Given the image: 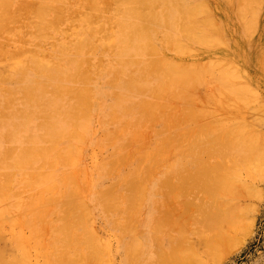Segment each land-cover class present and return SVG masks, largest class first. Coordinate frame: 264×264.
<instances>
[{
  "label": "rangeland",
  "instance_id": "1",
  "mask_svg": "<svg viewBox=\"0 0 264 264\" xmlns=\"http://www.w3.org/2000/svg\"><path fill=\"white\" fill-rule=\"evenodd\" d=\"M26 1H30V0H24V1L23 0H15L14 3H15V5H18L19 6V3L21 4V3L26 2ZM74 1H75L74 4H77V3H82L83 0L82 1L81 0H79V1L78 0H74ZM261 1L262 0H259L258 3H256L253 6V9L254 10L257 9L256 10L257 11L256 12L257 14L255 16H257L258 18L255 17L254 18L255 20L250 21V23H252V22H254V23L250 24L251 27L248 28L249 33L248 32L245 33V35H243L241 38L235 37L233 39L234 42L237 41L238 43H240V41H241L244 44H248V48L251 47V49H248L247 50V53L245 51L243 53H240L239 52L238 54H236L234 56L235 58H233V59L236 60V58L242 57L244 55V57H246L245 59H248V64H247V66H240V65H238V67L237 66H233V67H236V68H233L232 67L231 70H230V72H232V73H234L237 70L238 73H239V75L242 74V72H243V74L240 75L241 81L237 80L236 82H238V84L242 85V87L241 86L240 87L246 89L247 92L248 91H250V93L253 92L252 95L254 94V91H256L254 97H256V99L257 100L259 99V100L257 101L252 95L251 96L253 97L252 98V101L254 103L257 101L256 102L257 104L256 103H255V105H254V103L252 104L251 103L252 101L249 98V102H248L249 104H246L248 108H246V109H243L245 105H241V103H237L236 104L238 106H241V108L238 107V109H237V107L235 106V104L233 102H231L232 105L230 104L231 105L230 107L234 106V107H232L233 109L231 108V110H230L229 106L226 108L225 105H224V103H223L224 107H223V105H221L222 107L221 106H217V104L219 105V103L222 104V101L220 102V100H219V93H218L220 89L219 90L217 89L218 88V85H217V87L215 86L216 88H214L213 85H215L216 83L214 82L215 83L214 84L213 81H215V80L212 79L213 80L212 81L213 84H211V81H209V80L206 81L207 79H209V76L211 74L210 72H212V70L214 68L211 69V71H209L207 73V75L209 74V76H207V75H205V76L204 75L203 76L201 75L200 76L199 75V78L202 81L194 82V80L192 79L193 81L192 80H189V82H188V80L185 78L186 81H187L186 82L184 80V77L188 76L186 74L188 73V71L190 69H192L191 67H193V65H195L197 63V61H199L201 59V56H199V55L197 56V54H194V55L193 54H182V55H180V53H178V54L176 53L177 55L174 54V58L176 60V63H177V61L178 62L183 61V62H180V65L178 63V65L181 66L182 68H183V65L186 66V64L187 65L188 64L189 65L190 64H193V65H190L189 67L186 66L185 67L186 69L185 68L182 69L181 67H180L181 69L180 68H179V70L177 69L179 72L181 71L180 72L181 74L186 75V76L183 77V81H180V82L181 83L182 82L183 83L186 82L187 84L189 83L190 86L187 85V84H184L185 85V88H184V85H182L183 83L182 84L181 83L177 84V85L180 86V88H182V89L184 88L185 89L184 91L187 94H184L183 93L184 96L182 95V91L183 90L182 89H178L179 87L177 85L175 86L176 88H172L173 90L175 89V92L172 91V92H169V93L170 94L173 93V97H175L174 100H176V101H172L171 95L169 93H167V95H168L167 96V95H164L166 93H163L162 92L164 88H161V86H159L160 85L159 81L153 82V83L151 82L150 84H146V86H142L141 85V81H143V79H144L142 77L146 75L145 72L153 71V62L150 59V57L147 56L144 59H140L141 62H140V60L138 62L132 61L133 58L127 59L126 62L123 65H119L118 63H115V61L112 58V56H108V55H111L109 53L107 56L101 57L103 62L101 61L102 64H100V63L98 64V68L99 69L97 68L94 72H91V74H90L93 77L92 78L91 85H90V88H91L90 90L94 94V97H95V100H96L95 101V104L96 105L92 109V114H91V117H90V121L88 122V125H87V132L84 133V140H86V141L84 142V140L82 139L83 136L81 138L83 140V142H84L83 147H82V144H80V143H82L81 139L78 140V147L81 146V153H83V154H79L78 155V153H77L78 151L77 150H79V152H80V148H78L75 151L77 153V155L74 156L73 162H69L70 165H64L61 162V164H63L64 166L63 165L60 166V161H63V162L65 161V159L63 160V158H65L64 157L65 154H63L62 155V158L60 160H58V164L56 166L54 165L55 164V162H54L53 167H52V164H51V167H47L48 169H50L51 171H53V173L55 174V175L53 174V180H52L53 182L51 181V183H49V184H40V185H35V186H31L30 185L31 182H32V185H34V183H35V182L31 181L32 180L31 178H33L34 176H36V178L38 176V178H39V175H41L40 173H42L43 170H44V169H41V167H39L40 164L42 165V163H40V161L39 162L38 161H33V162H31V164L24 165L25 166L24 167L23 165L19 164V160H18L19 154H25L24 153L25 152L24 149L27 150L26 145L29 143V138H30V135L28 133L31 130L30 129H27V124H26V121H25V117L27 116V114H29V112H32L34 114V117H36L35 123H36L37 129L43 128L45 126V124L47 123V120L50 118L49 114L46 111V107L44 105V101L43 100H45V99H43V100L38 99L37 96H36L37 94H35L32 91L30 93H28L30 90H27L24 87V85H23V83H22V81L20 79H15V80H12V81L11 80H2L3 82H0V84L2 86L4 85L3 87L0 86V91H1L0 92V122H1L0 123V190H4L5 192H7V190L5 189L4 185L6 186V184H8V182L11 180V178H12V182H10L11 185L9 184V186H10V188H13V186L15 188V189L13 188L14 191H12V189L9 190L6 187L9 191L5 195H4L3 192L0 191V195L1 196L2 195L4 196V197L2 196L1 199H0V200H2V201H0V208L2 206L3 208H1V209H4V210H1L0 209V214H1L0 217L1 218L2 217L3 218L5 217L4 219H7L10 224H12L11 222L14 221L15 219L17 220V218L19 216H21V220H23V219L25 220V221L23 220V222L27 226H25L21 222V220L19 219L20 217L18 218V220H20L19 223L23 224L22 225L23 228H21L22 226H20L18 228V229H20V228L22 229V230L20 229V231H19L18 234H20V237L21 238H19V239L22 242L25 241V244H28V245L30 244L29 245L30 248H28L29 247L28 245H25V246L27 248L26 250H28V249L30 250V251H28V252L26 251V252L28 254L31 253L29 256H28V254L26 252H25L26 254H22L21 250H22V247H23L22 245L23 244L20 245L21 242H20V240L18 238H16L17 236H15V234L12 235V237L9 236V235L12 234V233L11 234L8 233L9 230L11 232V228H9L10 226L8 227V224L9 223H6L7 220L5 222L4 219L2 218V222L3 223L5 222V225L2 226V223L0 222V227H1L0 230H2L3 228H4L3 230L6 229V231H8V232L5 231V233H8L9 235L8 234H3L2 235L0 233V237H2V238H0V245H1L0 246V259H1L0 260V264H11L10 261L12 262L13 260H14L15 263H12V264H16V262H17V264H23V262H24V264H26V262H27V264H30V262H31V264L32 263L33 264H72V262L71 263L70 262L69 263H66L68 261H72L71 259H74L75 261L78 260V262H75V261H73V262H75V264H77V263L80 264L79 260L81 259L80 256H82V255H83L82 258L83 257H85V258L81 259V260L84 261V262L81 261V264H86L87 263V258L89 257V255H90V259H92L95 256L97 258V255H95V254L98 251L96 252V250H93L94 247H92V246H94V245L89 246L90 245V242L92 243V240L88 243L89 240H87V238H86V237L90 236V234L94 231L93 229H96V228L97 229L95 231H97V232L96 233H93V234L94 235L95 234L98 235V237L100 238V242H102V239H103V243H105V245H103V243H101L104 246V248L102 249L103 253H101L102 251L100 249V253H101L102 259H104V260L103 261L102 260H99L98 261V260L95 259L96 261H98L99 264H152L151 261H148L149 260L148 259V256L145 254L146 253L147 246L148 245H151L152 246V249H155L154 252H153V255H155L157 257L158 254H161L160 253L161 252V247L163 248V247L168 246V243L170 242L168 240H165V237H163L164 233L161 231L163 228L162 229H159V231H158V229L154 230L153 229V226H152V222L155 223V221H158L160 219L159 217L162 218V216H163L162 213L166 211V210L165 211H163V210L164 209H167L169 207V205L172 203V202L170 203V201H172L174 198H177L175 196H178V195L180 196L179 199L182 200V201L180 200V203L181 202H184V200H186L187 203H189V201L190 202H194L195 201L194 203H196V204L192 205V207H191V204H193V203H191V204L189 203L190 204V206L188 205L189 207L186 206V204H185L186 208L189 209V212H191V211L193 212V210H194V214H195L194 215L193 213H191V214H193V217H191V215L190 216H186V220L189 219L187 217H191L192 218V220L189 219V220L192 221L191 224L188 222V220L187 221L185 220L186 223H187V226L186 227H188V225H189V227H190L189 229H192V228L196 229L199 225L201 226L202 222H204V224L202 225V227H203V229L206 228L205 229L206 233L202 229L204 231V232L202 231V237H205V235L208 234L206 236L211 239V236L214 237L213 234H212L214 232V233H217L218 235L220 234L221 237L224 238V240H225V237L227 236L226 237L227 239L225 240L226 243L229 240H230L229 243H231V244L233 243L232 245L230 244L231 246L224 244L223 249L225 247V249L227 248L226 250L225 249L224 250L223 249H219L218 250V253L215 255L214 259H211V260L210 259H207L203 264H216L215 259H217L218 257H219V259L220 258L221 259H220V261H219V259H217V261H219V262H217V264H264V175H263L264 174V168H262V166L264 167V163H263L264 162L263 161L264 160V156H263L264 155V148H262V150H263V151H261L262 153L259 152V154H258V152H257L256 155L254 153L255 156H257V154H258L257 157H259V158L254 157L253 160H251V158L253 156H250V154H249V156L251 158L250 157L248 158L247 153L248 152H251V151L252 152L253 151L256 152L254 149L253 150H247L245 148L243 150L238 151V154L235 151L233 153H231V154H227V151H226L227 150L226 147H228V146L231 145L230 142L227 143L230 140L229 138L232 139L234 137V135L237 136L238 133L239 134L240 133L242 134V131L246 132L245 131L246 128H244L245 129L244 130L243 127H242V125H245V126L246 125L248 126V124L250 125L249 131L251 130V132L248 131L247 133H253V132L255 133V136H254V138H253L252 141H255L256 142V140H255L256 137H257V140L258 141H259V139L262 141L261 138L264 135V134H262V136H260L261 138H259V135H258L259 132H260L259 133L260 135H261L262 132H264V116H263L264 115V71L262 70V69H264V63H263L264 62V60H263L264 57H262V56H264V12H263V10H264V0L262 1L263 3ZM213 7L215 8V10H217L216 11L217 14H219V15L222 14V13H220L221 12L220 11V8L221 7H218L217 9H216L215 6H213ZM225 8H227V7H225ZM258 9H259V11H258ZM7 10H9V9L8 8L6 9V12L7 13L9 11H11V10L7 11ZM11 12H13V11H11ZM226 12L230 15V16L226 17L229 20V22L231 21L232 22L231 23L232 25L236 24L237 22H235L236 19L234 17L233 10H230L229 9V10H226ZM258 12H259V14H258ZM67 25H69V22H67V21H65L64 23H62L63 29L66 28V27H68ZM253 26H255L257 28H255ZM21 30L22 31L19 32V35H16V36L11 35V37L10 36L7 37L6 35L2 34V36L4 35V36H6V38H8V41L4 39L5 38L4 36H3L4 38H1V35H0V43H1L2 40H3L2 42H4V43H2L0 45V52H1V49L2 48L4 49V52H5V54L0 55V64L6 63L7 60L12 59L14 57L13 55H15L14 51H18V50L21 51L23 49L24 52H25V48H27V49L30 48V50H32L33 48H35V46L36 47H40L41 46L40 48L43 50V52H46V53L48 52L49 53L50 51H55L54 50V49H56L55 48V45L56 44H61V42H63L61 44L62 47L63 46H65V47H68L69 46L70 47V43L69 42L71 41V39L68 38L67 35H66L67 36L66 37L63 34L62 29L59 32L56 31L58 33L53 32V35L54 36L51 35L53 38L50 37L46 41L45 40H41L40 38H36V37L35 38L28 37L26 35V32H25L26 29H21ZM254 30H256V31L253 32ZM24 34H25V36H24ZM247 34L249 35V38L247 37L248 36ZM252 34H254V35L252 36ZM18 36H20L19 39H17ZM21 37H22V39H21ZM26 37H28V38H26ZM9 38H11V39L9 40ZM15 38L17 39V41H16ZM65 38H67V39H65ZM244 38L247 39V40H245ZM24 39H28V40L24 41ZM18 40H19V42L21 40H23V45H21L22 43L19 44L18 43ZM9 41H11V42H9ZM58 41L60 43H58ZM5 42H7V43L9 42V43L7 44ZM24 42L27 43V44H25L26 46H24ZM35 42H37V43H35ZM38 42H40V43H38ZM49 42L50 43L52 42V44H50ZM48 43H49V45H48ZM6 44H7V46H6ZM30 44H32V45H30ZM39 44H41V45L39 46ZM42 44H45V45H42ZM51 45H53V46L51 47ZM4 46H6V47H4ZM20 48H22V49L20 50ZM50 48H52V49H50ZM27 49H26V51H27ZM261 49H263V50H261ZM11 50L13 52V55L10 53ZM30 50H28V51H30ZM6 51H8V53H6ZM19 51L17 53H19ZM72 52H73V50H71V48H70L69 49V53H68V57L75 56L74 53H72ZM19 55H22V52ZM248 55H249V58H248ZM15 56H18V54L15 55ZM129 57H131V56H129ZM3 58H4V60H3ZM72 58H74V57H72ZM87 58L91 60V55H88ZM101 58H98V60H100ZM1 60H2V62H1ZM181 64H183V65H181ZM178 65H177V67H178ZM84 66H85V64L82 65L83 70H84ZM89 66L86 65V67H89ZM94 68H96V67H94V65H92V68L91 69H94ZM188 68H190V69H188ZM78 70L80 71V72L78 71V73L80 75L83 74L82 71H81L80 66L78 67ZM216 70H217V72H216ZM96 71H97V73H96ZM203 71L205 72V70H203ZM219 71L220 70H218L217 68H215V71H213L212 73H215L216 72L215 75H217ZM247 71H248V73H247ZM190 72H191V70H190ZM244 72H245V74L247 73V75H245ZM84 74H86V73H84ZM183 75H181V76H183ZM190 75H191V77H187V78H189V79L192 78L193 73H190L189 76ZM213 75L214 74H212V76ZM206 77H208V78H206ZM141 78H142V80H139ZM194 79H195V77H194ZM115 80L117 82L114 83ZM193 82L195 84H199V85H196V88H197V86L199 87L198 90H196V88H194L196 90L195 93L194 92L192 93L190 91L192 89H190V90L188 89L191 86L193 87V85L195 87V84H193ZM199 82L201 83V85H200ZM249 83H251V85ZM246 85H248V86H246ZM211 86H213V88ZM80 87L81 86L78 85V83L75 84V86L73 88L74 89L73 92L76 89L80 90ZM207 87H209V88H207ZM210 87H211V90H210ZM249 87H251V88L249 89ZM25 89H26L27 92H25ZM187 89H188V91H187ZM212 89L213 90L215 89V90L213 91ZM216 89H217V92H215ZM159 90H161L162 94H161V92ZM164 90H165L164 92L167 91L166 88ZM168 90L171 91L170 89H168ZM180 90H182V91L180 92ZM157 91H159L158 93H160V95L158 93H156ZM189 91L191 92V94L189 93ZM197 91H199V94H198ZM212 93H214V94L215 93H218L217 94L218 96L216 94L214 96V94H212ZM155 94L156 95L158 94V97H157L158 99H156V95ZM258 94H260V95H258ZM50 95L51 94L48 93L47 96L46 95L44 96V98H48V97H50ZM162 95H164L163 97L166 96L165 99H162ZM179 95H181V98L183 99L182 101H181ZM190 95H192L191 98H190ZM10 96L13 97V98H10ZM159 96H161V98ZM199 96H201V97H200V100L198 99V102L199 101L200 102L203 101V104L202 105L204 107L202 105L200 106L198 104L197 105L196 104H193V103H196L197 102V99L195 100V97L196 98H199ZM101 97H102V99H101ZM168 97H169V100L166 99ZM185 98H187L188 101ZM212 98L213 99L215 98L216 100H219L218 103H215L216 100L215 99L213 100ZM26 99H28V100H26ZM193 99H194V102H193ZM205 99H206V102H208L210 104V107H208L209 105H207L205 103ZM155 100H157L156 102H158V101L159 102H162V105H163V103H167V106L168 107L167 106H165V107H167V108L170 107V109L167 110V109H164L165 108L164 107L163 108L164 111H165L164 112V111H161V108H159L160 111L161 112H164V113H161V112L158 111L159 110L157 108L158 105H156L155 108L152 109L151 103H152V101H155ZM254 100H256V101H254ZM260 100H261V102H260ZM169 101H170V103H169ZM185 101H187V102H185ZM234 102L236 103V101H234ZM76 103L77 102H76V100H75V98L73 96L72 97H69L68 96L67 99L64 101V106L62 108H63V110H65L64 117L67 120H68V117L70 115V113H68L69 112V108L71 106H73V105H74V107H76V105H77ZM143 103H145V105ZM170 104H171V106H170ZM143 106H145V107H143ZM159 106H161V105H159ZM182 106H184V107H186L188 109V110L186 109V113H191L192 114V112H190V111H195V110L197 111L198 108L200 109V110H198V114L201 111H203L204 109L206 110V113L203 112V115H204V116L202 115L203 117L202 116L201 117H198L199 115H197V112L196 111H195L196 115L195 114H192V115L189 114L191 116H194V119L192 118L194 121L192 122L191 121V118H190L191 116L189 117L190 120H188L189 118L187 116H189V115L188 114L185 115L186 113H185V110L183 109ZM206 106L209 108V111L207 110L208 108ZM178 107H180V109ZM191 107H192V109L189 110V108H191ZM194 108H195V110H193ZM113 109H115V110H113ZM155 109H157V110H155ZM175 109H179L178 110L179 112L177 114L175 113V111L177 112V110H175ZM181 110H183V111H181ZM211 110H213V113L214 114H215L216 111L218 112L217 114H219L221 112L222 113L225 112V113L224 114L221 113L219 115H217V114L213 115L211 113L212 112ZM239 110L241 111V113H240ZM5 111H7V112H5ZM166 111L174 112L175 115L173 113L171 114L170 112H166ZM4 113L5 114L7 113L6 114L7 115L6 117H5V114ZM157 113H158V115H157ZM169 113L171 114V116L170 115H167ZM204 113L207 114V115L205 116ZM210 113H211V115H210ZM180 114H183V115L180 116ZM201 114H202V112H201ZM159 115H161V116H159ZM184 115H185L186 118L183 117ZM226 115H229L230 117H231V115H233L234 116V117H232L233 120H232V118L229 119V117L226 116ZM168 116L170 118L169 120H167V117ZM177 116H180L179 119H178ZM208 116L211 117V118H209ZM214 116H215V119H214ZM207 117L209 119H207ZM221 117H224V120L227 118L225 120L226 122L225 121H222L223 118H221ZM95 118H97V119H95ZM195 118L198 119V120H196ZM216 118H217V120H216ZM219 118L222 119V120L219 121L218 120ZM19 120H21V121H19ZM212 120L214 122H216L218 125L215 124ZM227 120H228V122H227ZM241 121L242 122L244 121V123H245V124H241L242 129H241V127L239 128ZM200 122H202V123H200ZM203 122L206 125H203ZM237 122H238V125H237ZM208 123H210V125ZM212 123L214 125H216L215 126L216 128L218 127V129H217V130H219L218 133H217V131L215 132V131H213V129L210 128L211 129V132L213 131L212 132L213 134L211 132H209V130H207V134L201 135L200 134V132L202 133V130H201V131H198L199 132L198 134H200L201 136H199L200 138L199 137L197 138L198 134L195 133V132L197 131L196 129H197L198 125L201 124L200 127H204L203 128V132H205L204 129L206 130L207 126L211 127V125H213ZM222 123H224L226 126L224 124H222ZM233 123H235L236 126H238V128L240 129V131H239V129L237 128V132H238L237 134H236V129L234 130L233 129V126H231ZM13 125H15V126H13ZM214 125L212 127L215 130L216 128L214 127ZM220 125H223V126H220ZM200 127H199V129H200ZM223 127L224 128L226 127L225 130H224ZM227 127L229 129L228 132H226ZM192 128H195V130H193ZM252 128H256V130H258L257 131L258 133L255 132L256 131L255 129H254V131H252ZM19 129H20L21 134H18L17 135V132L16 131L19 130ZM192 130L194 131L195 134H197L196 137H195V135L192 134V132H193ZM222 130H224V131H222ZM220 131H222L223 133H226L224 135H226L227 137L224 136L222 134V132H220ZM39 133L40 134H37V135L42 136L41 135V132H39ZM183 134L185 135V137H184ZM191 135H193V136H191ZM206 135H208V136L206 137ZM222 135L224 137H222ZM168 136H169V138H168ZM193 137H195L196 140H194L195 138H193ZM220 137H222L224 140L222 141V139ZM91 138H92V140H91ZM219 139H220L221 143L224 146L222 144H218V143H220L218 141ZM210 140H212V141H210ZM215 140L218 141V142H216L217 144L215 143V145L213 146ZM258 141H257V145L263 147L264 145H262L261 141L260 142H258ZM263 142H264V140H263ZM86 143H88L87 144L88 146L86 145ZM209 146H211V147L213 146V147L211 148ZM14 148H15V153H13ZM213 148H214V154H211L210 155L209 149L210 150L211 149L213 150ZM215 148H220V150L219 149L217 150ZM206 149H208V150L206 151ZM224 149H226L225 152L223 151ZM215 150L220 151L221 154H219L217 152L215 153ZM27 151H29V149ZM245 151H247V152L245 153ZM145 152H147V154ZM198 152H199V154H198ZM200 152H201L202 155H200ZM12 153H13L12 157L11 156H8V155H11ZM62 153H64V152H61V154ZM211 153H213V151ZM239 153L240 154L242 153L243 154L242 155L243 157L245 156L244 159H243V157L242 158H239L238 157V156H240ZM149 154H150V156L151 155H153V156L155 155L154 156L155 158L153 156H151V158H149L150 157ZM204 154H207L211 158L210 159L206 158L207 155H204ZM143 155H146L147 157L149 156L148 159H147L146 156H143ZM224 155H226V156H224ZM233 155H235V157H233ZM252 155H253V153H252ZM220 156L223 157V159ZM246 156L249 159V161L246 158ZM143 157H145L144 159H146V160H144ZM236 157L238 158L236 160H242L243 159L246 162L248 161V163H250V164L256 165V169H255L256 171L254 170V172H253V178H252V176L250 177V175H252V173L251 172H245L244 169L242 170V176L243 177L240 176V180H241L240 182L243 184V185L242 184H240V185H241V187L243 186V188L245 186V188L242 189L241 187H239V189L241 188V190H244V193L245 194L244 193L243 194L244 195L247 194V196L249 195L248 196L249 198L244 199V195H243V196H241L242 197V199H241V197H239L240 195H238L239 194L238 191H240V190L238 188H236L238 190L237 191L238 194H235L236 192H234V191L236 189L235 190L233 189L232 192H230L228 194L229 196L231 195L229 197V199H227L228 203L227 202L226 203L223 202L224 204H221L222 203V200H221V198L219 199L220 196H217L218 195V192L215 191V186H214V188H212L213 185H214V184L212 185V183L213 182L215 183V180H206L207 179L206 177H208V178H214V177H212L214 175V173H215L214 176H216V175L219 176L220 174L222 175L223 172L226 170V167H229L227 165H229V164L231 165L232 161L234 162ZM260 157H262V158H260ZM84 158H85V160H84ZM219 159H220V162H221L220 165L217 163L219 161ZM12 160H14L17 164L13 163L14 161H12ZM17 160H18V162H17ZM118 160L121 163H123V161H126L127 164L124 162L121 165V164H119L120 162ZM214 160H217V162L215 163ZM66 161L68 163V160H66ZM117 161H118V164L121 165V166L117 165V167H115ZM257 161H259V162H257ZM260 161H262V163ZM49 162H50V160H49ZM206 162H208V164ZM209 162H210V164H209ZM212 162H214L215 164H213ZM8 163H10L12 165V167ZM67 163H65V164H67ZM72 163H74V165ZM113 163H114V165H112ZM205 163H206V165H205ZM211 163L213 164V166H212ZM124 164H126V165H124ZM168 164H170V165H168ZM171 164L174 167L171 166ZM216 164H217V166H216ZM222 164H224L226 167L224 168V165L222 166ZM16 165L17 166H21L23 168L17 167ZM77 165H79V166H77ZM218 165H219V169H218ZM42 166H44V165H42ZM201 166H203L205 168L206 167H212V169L211 168L210 169L207 168L205 170V168L202 167L204 169V171H203L202 168H201ZM214 166H216L217 169L216 168H213ZM8 167H11V168L9 169ZM28 167H31V168L29 169ZM37 167H39V168H37ZM118 167H120V169H117ZM185 167H186V169H185ZM112 168H113V171H111ZM123 168H125V169H123ZM141 168H142V170H141ZM200 168H201V171H200ZM260 168L263 169V170H260ZM64 169H66L67 171H65ZM144 169L147 171V173H145L146 171ZM20 170H22V171H20ZM77 170L79 171V172H77L78 178L76 177V174H75V177H76V179H78V181H77L78 184H75L77 182L75 180H73L74 177L71 179V177L68 175V173L72 174L71 172L73 171V174H74V172H76ZM212 170H213L214 173L212 172ZM142 171H144V173H145L144 175H143V172ZM199 171L200 172H203V174L200 173ZM216 171H218V173ZM6 172H7V174H6ZM8 172H12V173L15 172V173H14V175L12 177V173H8ZM28 172H30V173H28ZM31 172H33V173L35 172L34 174H36V175H34L32 173L33 174V177H31L32 176ZM36 172L37 173L39 172L38 173L39 175ZM172 172H173L174 175L175 174L176 175L175 176H173V175L171 176ZM179 172H180V175H179ZM189 172H191V173H189ZM211 172H212V174H210ZM219 172H221V173H219ZM198 173H200L201 175H198ZM30 174H31V176H30ZM66 174L68 175L67 178H66ZM177 174H178V176H177ZM10 175H11V178L10 177H7V176H10ZM148 175H149V177H147ZM204 175H206V177ZM254 175H257V176H255V178H254ZM104 176H106V177H104ZM110 176H111V178H110ZM136 176H139V178L142 179V182H141V180L139 178L132 179L133 177L135 178ZM165 176L168 177L169 179H167ZM198 176H200V177H198ZM91 177H93V178H91ZM152 177H154V178H152ZM171 177H172V180H170ZM176 177H177V179H176ZM181 177L183 179H186V180L185 181L184 180H181L182 179ZM195 177H198L200 180L198 178H195ZM246 177H249L248 178L249 180ZM64 178H65V181H67V184L65 183V181H62V179L64 180ZM148 178L151 179L150 180L151 182H148V180H149ZM244 178H246V179H244ZM197 179L199 180V181H197L198 184L194 182ZM71 180L74 181V183ZM135 180L136 181L139 180L140 182H138V183H141L142 186H143V183H144L145 184V187L147 185V188H148L146 190L145 197H144V195H143L144 193H142V190H141L144 186L142 187L139 184L140 190H141V191L139 190V192H141L140 195H142V196H140V195L139 196H140V198L141 197L142 198L144 197L143 199L141 198L142 201H143V203H141V202H138L137 203V200L138 199L135 200V202H136V204H138V206H139V203H140V205L143 204V205L140 206L141 207V210H138L139 209V208L137 209L138 206L136 207L135 203H133V200L135 199V196H136V194L134 192H135V189L138 187V186L135 187L138 184L137 183L135 185V183H136V182H134ZM167 180H168V183H169L168 185H166L167 184ZM190 180L191 181L194 180L193 183ZM202 180H204V181H202ZM56 181L59 182V183L58 184L56 183V185H55L54 182H56ZM145 181L148 182V183L146 184ZM180 181H183V182H181V184H179ZM187 181H188V185H186ZM209 181H210V183H209ZM97 182H98V184H96ZM174 182L175 183L179 182V183H177V185L175 184L176 186H174V185H172V184H174ZM52 183H54L55 189L53 188L54 186L52 187V189L50 188L52 186ZM204 183H206V184H204ZM236 183L234 185H237ZM163 184L166 185V186H164ZM178 184L180 185V187L182 185H186V187L183 186V189L184 188H187V186H189V185H190V187L192 186L191 188L189 187V189H191V190L193 189V192L194 193L190 190V192L192 193L191 194L192 196H193V194H195L197 192V189H195V188L199 187V185H200V187H199L200 189L198 188V190L200 192L198 191V196L197 195H194L196 198H192V196L189 195L190 193H189L188 188H187V191L188 192H186V193H189V194H185V195H187V197L185 196L184 197V200H183V197L181 196L183 194V189H182V187L181 188L178 187L179 186ZM194 185H195V188H194ZM202 185L203 186L207 185V186L206 187H203ZM208 185H209V187H211L210 189H208L209 188ZM254 185H255V187H254ZM79 186H81L80 189L78 188ZM161 186H163V187H161ZM40 187H42V188H40ZM84 187L86 189H88V190H85ZM118 187L121 188V189L118 190L119 189ZM175 187L182 189V194H178L176 192V191H178V189L175 190ZM235 187L236 186H234V188ZM43 188H45L46 190H49L48 188H50L52 191L49 190L50 192L47 191V193H46V191H44L45 189H43ZM56 188H57V192H56ZM169 188L171 189V193L168 192V189ZM206 188H207L206 191L209 190V192H208L209 194L205 191ZM23 189L25 190V192H24ZM114 189H116L117 191L114 190ZM127 189H129V190H127ZM132 189H133V192L131 191ZM157 189H158V192H157ZM201 189L202 190L204 189L205 192L201 191ZM213 189H214L215 193L213 192ZM249 189H254V190L252 191V190H249ZM40 190H41V192H40ZM66 190H68V191L66 192ZM73 190L74 191L76 190L77 192L79 190V192H81V198L82 199L80 201H77V203L79 202L81 205H78L77 207H75L77 205V204H75L73 206L74 209L72 208L73 210L71 208H68V210H67L68 212L65 213V208L67 209L66 206H68V205L71 206V202H74V200H72V199H75V198H73L74 197L73 194L75 195L76 194V191L74 192ZM121 190L123 191L122 196L125 195V196H123V197H125V200H124L123 197H120L119 202H118L116 200H118V197L117 196H121L120 195L121 192H122ZM172 190H175L174 192H176V194H178V195H175L174 196L172 194ZM210 190H211L212 194L210 193ZM20 191H23L24 192L23 193L24 195L23 194L20 195L22 193V192L20 193ZM37 191H39V192H37ZM137 191H138V189H136V193H137ZM13 192H14V194L16 193L17 197H15L13 195ZM58 192H59V194H58ZM79 192L77 193V195L80 198ZM159 192H162V193H159ZM62 193L65 194V195H63L61 197ZM66 193L69 195V197L67 196ZM104 193L105 194L107 193V194L105 195ZM180 193H181V190H180ZM216 193H217V195H216ZM52 194H53V196H52ZM108 194H109V196L112 194L110 196L111 197V200L113 199V197H112L113 195H115V196L117 195L116 198L114 196V199H115L116 202H118L117 204L119 206L117 208H119L118 211L121 212V214L117 211V209L115 211L114 208L116 207V205H115L116 203H113L114 202V199L112 201L110 200ZM128 194L129 195L130 194H135V196L134 195L133 196L130 195V198L132 197L131 198L132 200H130V201H132V203L134 204V206H132L133 204L130 203V201H129V195ZM165 194H166V197H165ZM6 195H7V197H5ZM29 195L30 196L31 195L33 196L34 195V197H31V198H35L37 196L35 199H33L34 202H32L33 200H31V198H30ZM209 195H210L211 198H214L215 197V200L214 199L213 200L210 199V197H208ZM39 196L40 197L42 196L43 199H41L42 197L40 198ZM57 196L59 197V199H58ZM70 196H73V197H71V199H70ZM103 196H105L104 197L105 199L103 198ZM106 196L109 198L110 203H113L115 205V207H113V204L111 206H109V207H112L114 209L113 211L111 210L112 213L109 211V209H107L108 208L107 207L108 199H106L107 198ZM139 196L137 195L138 198H139ZM204 196H206V197H204ZM24 197H25V199H24ZM51 197H52V199H50L51 201L48 200L49 201L48 202L46 199H49ZM78 197H77V200H78ZM86 197L88 199L89 198H91V199H89V200L87 199L86 200ZM127 197H128V199H126ZM169 197H173L172 200ZM200 197H204L205 199L207 198V202L208 203L206 204L205 199L200 198ZM237 197H239V198L237 199ZM4 198H7L8 200L6 199V201H5ZM53 198L54 199L56 198V199L53 200ZM230 198L231 199L233 198L234 200L233 199L230 200ZM57 199H58V201H57ZM69 199H70V202H68ZM200 199H203V200L201 201ZM216 199H217V202H215ZM40 200H43V201H40ZM44 200H46V201H44ZM229 200H230V203H229ZM4 201H5V203H4ZM10 201H12V202H10ZM18 201L19 202H22L24 205L22 203H20V205H18L16 207L15 205H17ZM55 201H57V202H55ZM81 201H84L85 203L83 202L84 204H82ZM167 201L170 203V204L168 203L169 205L167 204L168 206H166V204H164V203H167ZM186 201L184 203H186ZM212 201H214V203L210 204ZM218 201H220V202H218ZM234 201L237 204L240 203V206L236 207L237 204H235V206H233L234 203H235ZM241 201H242V203H241ZM86 202L88 203L87 205L89 206L87 209H86ZM121 202H123V203H121ZM201 202H202L203 206H202ZM231 202H234V203L231 204ZM2 203L6 207L3 206ZM13 203H15V204H13ZM48 203H51V205L48 204ZM127 203L128 204L129 203L131 204V206H132L131 208H133V207L136 208V209L134 208L133 210H137V212H133V213L131 212L132 214H134L132 216L131 221L134 220V219H136V217H137V220L136 221H138V222H136V221L134 222L133 221L134 222L133 227H135L136 226L135 224H137V230H136V228L133 229V230L131 229L132 231L135 230V232H131L130 231L131 233L130 232H127V230L126 231L125 230H121L123 228L122 226H124L125 223H127V224L129 223L128 222V219L130 218V214H129V217L127 219V222H126L125 218H122V217L128 216L127 215L128 213L125 211L127 209L126 207L128 206ZM145 203H147V204H145ZM215 203H217V204L215 205ZM219 203H220V206L222 208H220ZM35 204L38 206L37 209H35L36 208V206H34ZM158 204H160V205H158ZM45 205H47V206H45ZM48 205H50V207ZM53 205H54V207H53ZM64 205H65V207H63ZM181 205H184V204L181 203ZM199 205H201L200 211H199V207H200ZM222 205H224L225 208ZM228 205L233 206L234 209L236 207L235 211L238 208V211H236L237 217L239 215L237 212H240L245 217L244 218L243 216L241 217V215H239L240 218H243L244 219V220L242 219V221H244L243 224L240 222L241 219H239V217H238L239 223H237L238 220L237 221L235 220L237 218H234L235 217L234 214L231 215V214L228 213L230 211V210L228 211V209L226 208V206H228ZM148 206H149V208H148ZM216 206L218 207L217 209L214 208ZM90 207L93 210L90 211ZM104 207H105V209H104ZM157 207H158V209H157ZM171 207L173 208V206H171ZM196 207H197L198 210L196 209ZM203 207L205 209L207 208L206 209L207 210V213L206 214H204L205 213V209ZM210 207H213V208L209 209ZM49 208H50V210H49ZM121 208H123V209H121ZM131 208L128 206V209L130 211H133V210H131ZM145 208H147V209H145ZM175 208H176V206H175ZM177 208H178V211H176L177 209L175 210L173 208L175 210V212L174 211H171V210L169 211L167 209L170 213L168 212L166 214L167 215V217H165L166 220H167L168 217L170 219V216H171V218H174V217H172V215L173 216L175 215V218L178 217V216H176V214H177L176 212H178V215H179V213H180V215H182L181 210H179V209H181V206L179 205ZM186 208H183L182 210L184 211V209H186ZM190 208H192L193 210L190 209ZM219 208H220V210H219ZM7 209H8V211H7ZM70 209L72 210V213L73 214L70 213L71 215L69 214L70 215V218H69L68 217V213L71 211ZM81 209L83 210V212L84 211H87V213L85 212L86 213L85 215H88L89 214L88 211H90V218L89 217L86 218V216L84 214H82V218L84 220L87 219V223H88V224L87 223H84L83 224V225H85V224L88 225V226L85 225V227L81 223H80L81 225L78 224V226H76L77 225L76 224L77 223V218H79L78 219L79 222H80V220L81 221H84L83 219H81V217H79V215H80L79 213H80V210ZM169 209H171V208H169ZM187 209L185 210L186 213L184 212V214L189 215L190 213L187 214L188 213L187 212L188 211ZM203 209H204V213H203ZM240 209H241V211H240ZM249 209L251 211L252 210L253 211L255 210V211L254 212H249L250 211ZM104 210H106V211H104ZM209 210L211 212H212V210L213 211L215 210L214 213L212 212L213 215L215 214L213 217H212V213L211 212H210V215L211 216H209ZM11 211H13V213ZM15 211H17V212H15ZM33 211H34V213H33ZM35 211H37L38 214H36ZM74 211H76V213H74ZM130 211H128V212L130 213ZM235 211H234V213H235ZM7 212L10 215L14 214V215H12L13 217H8L10 215H8ZM140 212H142L143 214H141ZM231 212H233V211H231ZM246 212H247V214H246ZM3 213L5 214V216L2 215ZM15 213L18 214V216ZM64 213H65V216L63 215ZM116 213H118V214H116ZM201 213L203 214L202 217H200L201 216L200 215ZM249 213H251V214H249ZM252 213H254V214L252 215ZM48 214H49V216H48ZM216 214H218V216L222 215L221 216L222 218H219ZM223 214L224 215L226 214L227 217H229V216L233 217L235 222H233V218L229 217L227 219V217L225 215V217H226L225 220H227V222H228L227 223L224 220V217H223L224 215ZM107 215H108V217H107ZM109 215L112 217L113 220L114 219H117V221H113ZM116 215H118L119 217H121V216L122 217L119 218ZM155 215H157V218L158 219H156V216ZM180 215H179V218H180ZM196 215H197V217H196ZM206 215H207V218H205ZM60 216L61 217L64 216L65 218L67 216L68 217V221L69 220H72V222L70 221L71 223L69 222L67 224V228L69 229V231H68L67 228H65V230H61V229H63V227L66 226L65 224L67 223V221L63 219L64 217L61 218ZM83 216H85L86 219ZM91 216H92V218H91ZM153 216H155V217H153ZM55 217H57V218H55ZM211 217L213 219H210ZM12 218H15V219L12 220ZM32 218L34 220L36 219L35 220V223L36 224H34V220H32ZM73 218H75V219L73 220ZM88 218H89V220L90 219L91 220L94 219V221H91V223H90V221L88 220ZM165 218H163V219H165ZM181 218L184 219L185 217L183 216ZM194 218L195 219L198 218V220L201 219V218H203V219L200 220V223H198V220L196 221ZM216 218L218 220H220V222H222L223 224H226V225H220L222 223H220ZM37 219H38V221H37ZM107 219H108V221H107ZM180 219L178 220L179 223L181 222ZM193 219L195 221V224H197V225L199 224L197 227L194 224ZM205 219L210 220L211 221V224H210L209 221L207 222ZM214 219H215V221H214L215 223L212 221ZM229 219H231V220H229ZM18 220L16 221V223H13V224L16 225V226L17 225L18 226L21 225V224H18L17 223ZM123 220H124L125 223L123 222ZM65 221H66V223H63ZM149 221L151 222V226L150 227H149V225H147V223L149 224ZM41 222H44V227H46L47 224L50 223L47 226L48 229L43 228V225H41L43 223H41ZM52 222H53V224H52ZM182 222H183V220H182ZM231 222H233L232 225H231ZM248 222H249V224H248ZM30 223H32V224H30ZM57 223H58V225H57ZM92 223H94V226L96 225L95 226L96 228L93 226ZM117 223H118V225H117ZM216 223H218V224H216ZM33 224H34V226H32V227L34 228L35 225H36V227H35L36 230L40 228L38 226L39 224L41 225V227L43 229H40V231L38 232V231H36L35 229H33L31 227V230H30L29 226H31ZM130 224H132V223L130 222ZM215 224H216V227H215ZM236 224H238V225L240 224L239 227H241V228H239L238 225H237L238 230L236 229V227H233V226H236ZM246 224H248V225H246ZM112 225H113V227H112ZM250 225H252V227H250ZM6 226H7V228H6ZM71 226H73V229L71 228ZM92 226H93L92 230H89ZM127 226H129V224ZM225 226H229V227L232 226L230 229H233L234 231L229 230L228 229L229 227L226 228ZM60 227H61V229H60ZM74 227H75V231H74ZM133 227L131 226V228H133ZM183 227L186 228L185 226H183ZM82 228H84L83 229L84 231L86 229V231L84 232V235H83V232H82ZM117 228H118V230H117ZM124 228H126V227L124 226ZM128 228H126V229H128ZM215 228H217V229L218 228H221L222 231L220 232V229H219L218 230L219 233H218L217 229H215ZM244 228L246 230L245 231L244 230L242 231V229H244ZM44 229H46V231H44ZM66 229H67L68 232L66 231ZM223 229H225V231H223ZM129 230L130 229H128V231ZM226 230H228V233H230L229 231H231V233H233L232 234V237L231 236L228 237L229 234L226 233ZM21 231L22 232L24 231L25 234L23 233V236L24 235L26 236V237L25 236L24 237L27 238L26 239L27 241L24 240V237H22ZM30 231H32L31 234H30ZM71 231H74L75 232L74 234L73 233H71V234L75 235L76 238L74 236L75 239L73 240L71 238L72 237V235H71L70 238L72 239V241L69 240L70 243H68L67 241H68V237H69L70 234L68 236H67V234L70 233ZM88 231H89V233H88ZM90 231H92V232L90 233ZM208 231H209L210 234L208 233ZM235 231H237V232L239 231V232L238 233H234ZM2 232H4V231H2ZM76 232L78 233V235H80V236H78L79 241H76V240H78L77 239V233ZM123 232L126 233V234H124ZM223 232H224L225 235H223ZM35 233H36V235H35ZM129 233H130V235H129ZM203 233H204V235H203ZM241 233H242V235H241ZM44 234H48L49 237H47V236L41 237V235H44ZM120 234H122V235H120ZM133 234L134 235L137 234L136 235V239L137 238L138 239L141 238L140 239V242H142V244L139 243V244H141L140 245L141 247H139L140 249L137 248V246H136V248L139 250V254H137V255L135 253L138 250H135L136 251L135 252L134 249L131 248V244H130L131 242H133V241L130 240V238H131L130 236L133 235ZM158 234H160V235H158ZM37 235L39 236V238H37L38 237ZM153 235H155V236H153ZM156 235H158V236H156ZM218 235H215V237H217ZM234 235H236V237ZM5 236H7V237L9 236V238H7ZM91 236H93V235H91ZM91 236H90L89 239L92 238ZM242 236H244V237H242ZM13 237L15 239H18V241L15 240ZM98 237H96V238H98ZM158 237H159V240H160L159 242L160 243L158 242ZM187 237H189L190 239H194V237L192 238V235H188L187 234L186 235V238ZM33 238L34 239L36 238V239L34 240ZM57 238H61L62 240L64 239V241L61 242L62 240L61 239H58V242H55L54 240H56ZM218 238H220V236ZM223 238H222V240H223ZM228 238H229V240H228ZM232 238H233V240H232ZM235 238H237V240ZM5 239H7V240L5 241ZM47 239L48 240L50 239V240L47 241ZM37 240H39V241H37ZM234 240H236V241L234 242ZM3 241H5V242H3ZM239 241L240 242L242 241V242L240 243ZM49 242H51L52 244L49 243ZM80 242H82L83 244L80 243ZM85 242H87V245H86ZM138 242H139V240H138ZM229 243H227V244H229ZM175 244H177V242H175ZM237 244H240V245H237ZM39 245H40V248L41 249H39ZM64 245L67 246L65 249H63L64 248ZM70 245L74 246L75 248H72V246H70ZM153 245H155V246H153ZM169 245L174 246L172 242H170ZM54 246H55V249H54ZM158 246H159V248H158ZM48 247H49V249H48ZM88 247L89 248H92V250L95 252V254L94 253L93 254H90L91 253L90 252L91 250ZM228 247L229 248L232 247L229 250H231L233 248H236V247H237V249L232 250V251L229 252ZM79 248H80V251H79ZM81 248L83 249V252H85L84 254H83V252H81V250H82ZM128 248H130V249H128ZM131 249H133V250H131ZM61 250H66V251H64V252L62 251L63 252L62 253V252H60ZM221 250H223V251H221ZM22 251H24V249ZM57 251H59V252H57ZM75 251H76V253H74ZM131 251H134L135 253L134 252L133 253L136 256L133 257L130 254V253H132ZM67 252H69L68 255L65 254ZM43 253H45V255ZM100 253H99V255H100ZM59 254H61V255H59ZM25 255H27V257H25ZM99 255H98V259H101V256H99ZM221 255H223V256L221 257ZM60 256H63V257L61 258ZM65 256H66V259H64ZM32 257H34V258H32ZM76 258H77V260H76ZM19 259H22V260L24 259V260L23 261L21 260L22 261V263H21V262H18ZM88 261H90V260H88ZM96 261H95V263H96ZM90 262H91V264H94V260H92ZM136 262H138V263H136ZM87 264H90V263H87Z\"/></svg>",
  "mask_w": 264,
  "mask_h": 264
},
{
  "label": "bare ground",
  "instance_id": "2",
  "mask_svg": "<svg viewBox=\"0 0 264 264\" xmlns=\"http://www.w3.org/2000/svg\"><path fill=\"white\" fill-rule=\"evenodd\" d=\"M14 1L15 0H0V35H1V38H4L5 40H7L8 41V38H6V36L8 37V36H10L11 37V35H14V36H16V35H19V32L20 31H22L21 29H26V35L28 36V37H32V38H40L41 40H47V39H49L50 37H52L51 35H53V32H56V31H61V29H62V32H63V34L66 36H68V38H70L71 39V41L69 42L70 43V47L68 46V47H65V46H61V44L63 43V42H61V44H54L55 45V48L56 49H54L55 51H50L49 53L47 52H43V50L40 48L41 46V44H39V46L40 47H36L35 46V48H33L32 50H30V48H25V52H24V50L22 49V48H20V50L21 51H19V53H17L18 51H14V53H15V55H17L18 54V56H15V55H13V52H12V50H11V54L14 56L12 59H9V60H7V62L6 63H2V64H0V82H3L2 80H15V79H20L21 81H22V83H23V85H24V87L27 89V90H30L28 93H30L31 91L32 92H34L35 94H37L36 96H37V98L38 99H41V100H43V99H45V100H43L44 101V105H45V107H46V111H47V113L49 114V116H50V118L47 120V123L45 124V126L43 127V128H39V129H37V126H36V123H35V120H36V117H34V114L32 113V112H29V114H27V116L25 117V121H26V124H27V129H30L31 131H29V135H30V138H29V143L26 145V148H27V150L29 149V151H27V150H25L24 149V153L25 154H19V156H18V160H19V164H21V165H26V164H31V162H33V161H40V163H42V165H44V166H42L41 164H40V166L39 167H41V169H44L43 170V172L42 173H40L41 175H39L37 172V174L39 175V178H38V176H37V178H36V176H34L33 177V174L35 173H33V172H31V174H32V176H31V174H30V176L31 177H33V178H31L32 180L31 181H33V182H35L34 183V185H32V182H31V186H35V185H40V184H49V183H51V181L53 180V171H51L50 169H48L47 167H51V164H52V167H53V164H54V162H55V166L58 164V160H60L61 158H62V155L63 154H65V158H63V160L65 159V161L63 162V161H60V166L61 165H70V163L69 162H73V158H74V156L75 155H77V153H78V155L79 154H83V153H81V146L80 147H78V140L79 139H81L82 138V136H83V140H84V133H86L87 132V125H88V122L90 121V117H91V114H92V109L94 108V106L96 105L95 104V97H94V94H93V92L90 90L91 88H90V85H91V82H92V76L90 75L91 74V72H94L97 68H98V64L100 63V64H102L101 63V61H102V58L101 57H105V56H107L109 53L111 54V55H108V56H112V58L114 59V61H115V63H118L119 65H123L125 62H126V60L127 59H131V58H133L132 59V61H135V62H138L140 59H144L145 57H150V59L152 60V62H153V71H149V72H145V76H141L142 78H144L143 79V81H141V85L142 86H146V84H150L151 82L153 83V82H157V81H159V83H160V85L159 86H161V88H166V92H164L165 90L163 89V93H166V94H164V95H167V93H169V92H172V91H174L175 92V89L173 90L172 88H176L175 86L177 85V84H179V83H181L180 81H183V77L184 76H186V75H188V76H186V77H184V80L186 81V79L188 80V82H189V80H194V82H198V81H202V80H200V78H199V75L201 76H205V75H207V73L209 72V71H211V69H213L212 70V72L213 71H215V68H217L218 70H220L219 72H218V76L217 75H215V73L217 72V70H216V72L215 73H212V72H210L211 74H210V76H209V74L207 75V76H209V79H207L206 81H211V84H213L214 82L216 83H214L215 85H213L214 86V88H216L217 87V85H218V90H219V100H220V102L222 101V104L221 103H219V105L217 104V106H221V105H223V103H224V105H225V107L227 108L228 106H229V108H230V110H231V108L232 107H234V106H232V107H230L231 105H232V103L231 102H233L234 104H235V106L237 107V109H238V107H240L241 108V106H238V105H236L237 103H241V105H245L244 106V108L243 109H246V108H248L247 107V105L246 104H249L248 102H249V98L251 99V101H252V98L254 97V95H255V93H256V91H254V94L252 95V93H250V91H246V89H244V88H241L242 87V85H240V84H238V82H236L237 80H239V81H241V79H240V75H242L243 74V72H242V74H240L239 75V73H238V71L236 70L234 73H232V72H230V70H231V68L233 67V66H237L238 67V65H240V66H247V64H248V59H245L246 57H244V55L242 56V57H239V58H236V60L235 59H233V58H235L234 56L236 55V54H238L239 52L240 53H243L244 51L247 53V50L248 49H251V47L250 48H248V44H244L243 42H241L240 41V43H238L236 40V42H234L233 41V39L235 38V37H239V38H241L243 35H245V33H249V31H248V28L249 27H251L250 26V24H252V23H254V22H252V23H250V21H253V20H255L254 18L255 17H257V16H255L257 13V9L256 10H254L253 9V6L256 4V3H258V1L259 0H81L82 1V3H77V4H74V0H30V1H26V2H23V3H19V6L18 5H15V3H14ZM24 1V0H23ZM79 1V0H78ZM263 1V0H262ZM261 1V2H262ZM17 3V2H16ZM263 3V2H262ZM213 6H215L216 7V9L218 8V7H221L220 8V13H222V14H217V10H215V8L213 7ZM260 6V5H259ZM225 7H227V8H225ZM261 7V6H260ZM9 9V10H11V11H13V12H11V11H9V10H7V11H9L8 13L6 12V9ZM233 10V12H234V17H235V19H236V21L235 22H237L236 24H234V25H232L231 23V21L229 22V20L226 18V17H228V16H230L227 12H226V10ZM258 11H259V9H258ZM263 12H264V10H263ZM258 14H259V12H258ZM263 15V14H262ZM259 16V15H258ZM262 17V16H261ZM258 18V17H257ZM258 20V19H257ZM65 21H67V22H69V25H67L68 27H66V28H64L63 29V27H62V23H64ZM258 24V23H257ZM263 24V23H262ZM253 27H255V26H253ZM255 28H257V27H255ZM256 30H254L253 32H255ZM58 32H56V33H58ZM251 32V31H250ZM2 34H4V35H6V36H2ZM255 34V33H254ZM254 34H252V36L254 35ZM261 34V33H260ZM63 35V36H64ZM248 35V34H247ZM251 35V34H250ZM13 36V37H14ZM23 36V35H22ZM24 36H25V34H24ZM54 36V35H53ZM66 36V37H67ZM28 37H26V38H28ZM56 37V36H55ZM54 37V38H55ZM248 38H249V35L247 36ZM259 37V36H258ZM261 37V36H260ZM20 38V36H18V38L17 39H19ZM53 38V37H52ZM58 38V37H57ZM56 38V39H57ZM251 38V37H250ZM11 38H9V40H10ZM16 39V38H15ZM17 39H16V41H17ZM21 39H22V37H21ZM59 39V38H58ZM57 39V40H58ZM65 39H67V38H65ZM243 39V38H242ZM245 39V38H244ZM26 40H28V39H24V41H26ZM245 40H247V39H245ZM3 41V40H2ZM1 41V43H0V45L2 44V43H4V42H2ZM15 41V40H14ZM62 41V40H61ZM65 41V40H64ZM69 41V40H68ZM9 42H11V41H9ZM8 42V43H9ZM32 42V41H31ZM5 43H7V42H5ZM7 43V44H8ZM13 43V42H12ZM18 43L20 44V43H22L21 45H23V40H21L20 42H19V40H18ZM35 43H37V42H35ZM38 43H40V42H38ZM50 43V42H49ZM49 43H48V45H49ZM58 43H60L59 41H58ZM67 43V42H66ZM7 44H6V46H7ZM25 44H27L26 42H24V46H26ZM50 44H52V42L50 43ZM4 45V44H3ZM2 45V46H3ZM12 45V44H11ZM10 45V46H11ZM30 45H32V44H30ZM35 45V44H34ZM33 45V46H34ZM42 45H45V44H42ZM6 46H4V47H6ZM53 45H51V47H52ZM20 47V46H19ZM22 47V46H21ZM43 48V47H42ZM47 48V47H46ZM71 48V50H73V52L72 53H74V55L75 56H72V57H74V58H72V57H68V53H69V49ZM26 49H27V51H26ZM50 49H52V48H50ZM59 49V50H58ZM6 50V49H5ZM28 50H30V51H28ZM261 50H263V49H261ZM3 51V52H2ZM21 52H22V55H19V54H21ZM24 52V53H23ZM6 53H8V51H6ZM178 54V53H180V55H182V54H197V56L199 55V56H201V59L199 60V61H197V63L195 64V65H193V64H190V65H193V67H191L192 69H190V68H188V69H190L191 70V72H190V70L188 71V73L190 72V73H193V76H192V78H187V77H191V75L189 76V74L187 73H185L186 75H183V74H181L178 70H179V68L181 67V66H179L180 65V62H183V61H180V62H178L177 61V63H176V60H175V58H174V54ZM249 53V52H248ZM3 54H5V52H4V49L2 48L1 49V52H0V55H3ZM10 54V55H11ZM176 54V55H177ZM88 55H91V60L90 59H88L87 57H88ZM240 55V54H239ZM247 55V54H246ZM250 55V54H249ZM249 55H248V58H249ZM262 55V54H261ZM129 56H131V57H129ZM181 57V56H180ZM192 57V56H191ZM262 57H264V56H262ZM98 58H101L100 60H98ZM200 58V57H199ZM3 60H4V58H3ZM6 60V59H5ZM257 60V59H256ZM262 60V59H261ZM263 60H264V58H263ZM251 61V60H250ZM1 62H2V60H1ZM103 62V61H102ZM140 62H141V60H140ZM187 62V61H186ZM191 62V61H190ZM189 62V63H190ZM178 63H179V65H178ZM264 63V62H263ZM83 64H85V66H84V70H83V67H82V65ZM86 65H90L89 67H86ZM92 65H94V67H96V68H94V69H91L92 68ZM177 65H178V67H177ZM181 65H183V64H181ZM189 64L187 65L186 64V66L187 67H189L190 66ZM80 66V68H81V71H82V73L83 74H79L78 73V67ZM109 66V65H108ZM185 65H183V68L182 69H184L185 67H186ZM255 66V65H254ZM262 66V65H261ZM256 67V66H255ZM180 68V69H181ZM233 68H236V67H233ZM258 68V67H257ZM263 68V67H262ZM99 69V68H98ZM110 69V68H109ZM178 69V70H177ZM186 69V68H185ZM101 70V69H100ZM203 70H205V72L203 71ZM263 71H264V69H262ZM184 71V70H183ZM202 71V72H201ZM80 72V71H79ZM240 72V71H239ZM84 73H86V74H84ZM96 73H97V71H96ZM95 73V74H96ZM247 73H248V71H247ZM247 73L245 74V72H244V74L245 75H247ZM212 74H214L213 76H212ZM254 74V73H253ZM83 75V76H82ZM181 75H183V76H181ZM216 78H215V77ZM117 77V76H116ZM194 77H195V79H194ZM244 77V76H243ZM248 77V76H247ZM142 78L141 79H139V80H142ZM182 78V79H181ZM186 78V79H185ZM204 78V77H203ZM206 78H208V77H206ZM215 78V79H214ZM181 79V80H180ZM211 79V80H210ZM215 80V81H213V80ZM247 79V78H246ZM19 80V81H20ZM117 80V79H116ZM114 81V83L115 82H117V81ZM192 80V81H193ZM196 80V81H195ZM243 80V79H242ZM248 80V79H247ZM212 81H213V83H212ZM245 81V80H244ZM100 82V81H99ZM187 82V81H186ZM181 83L182 85H184V84H187V83ZM193 82V84H195ZM78 83V85H80L81 87H80V90H78V89H76L74 92H73V88H74V86H75V84H77ZM200 83V82H199ZM250 85H251V83H249ZM22 85V86H23ZM136 85V84H135ZM140 85V86H141ZM187 85H189V83L187 84ZM186 85V86H187ZM192 85V84H191ZM196 85H199V84H195V87H194V85H193V87L191 86L190 88H188L189 90L190 89H192V90H190L192 93L194 92L195 93V91L196 90H198L199 89V87L197 86V88H196ZM200 85H201V83H200ZM0 86H2L1 84H0ZM4 86V85H3ZM2 86V87H3ZM14 86V85H13ZM17 86V85H16ZM178 87V89H182V88H180V86L179 85H177ZM190 86V85H189ZM205 86V85H204ZM213 86H211L212 88H213ZM216 86V87H215ZM241 86V87H240ZM246 86H248V85H246ZM97 87V86H96ZM211 87H210V90H211ZM160 88V89H161ZM184 88H185V85H184ZM182 89V90H180V92L182 91V95H183V93L184 94H187L184 90L185 89ZM194 88H196V90L194 89ZM207 88H209V87H207ZM251 87H249V89H250ZM26 89H25V92H27L26 91ZM159 89V88H158ZM168 89H170L171 91H169ZM177 89V90H178ZM188 89H187V91H188ZM194 89V90H193ZM217 89H216V91L215 92H217ZM11 90V89H10ZM22 90V89H21ZM213 90V89H212ZM215 90V89H214ZM213 90V91H214ZM4 91V90H3ZM8 91V90H7ZM24 91V90H23ZM160 92H161V90H159ZM159 91H157L156 93H158ZM179 91V90H178ZM189 91V93L191 94V92ZM1 92V91H0ZM16 92V91H15ZM162 92H161V94H162ZM177 92V91H176ZM198 92V94H199V91H197ZM212 92V91H211ZM33 93V94H34ZM51 94L50 95V97H48V98H44V96L46 95L47 96V94ZM178 93V92H177ZM176 93V94H177ZM218 93H215L216 95L218 94ZM159 95H160V93H158ZM158 94L156 95V99H158L157 97H158ZM170 94V93H169ZM212 94H214V93H212ZM215 94H214V96H215ZM4 95V94H3ZM31 95V94H30ZM164 95H162V99H165V97H163ZM171 95V98H172V101H176V100H174V98L175 97H173V93L172 94H170ZM253 97H252V96ZM258 95H260V94H258ZM32 96V95H31ZM74 97L75 98V100H76V107H74V105L73 106H71L70 108H69V112L68 113H70V115H69V117H68V120L64 117V115H65V110H63V106H64V101L67 99V97ZM168 96V95H167ZM184 96V95H183ZM211 96V95H210ZM218 96V95H217ZM216 96V97H217ZM9 97V96H8ZM7 97V98H8ZM160 98H161V96H159ZM170 97V96H169ZM169 97L168 98H166L167 100H169ZM179 97H180V99H181V101L183 100L182 98H181V95H179ZM178 97V98H179ZM192 97V95H190V98ZM200 97L201 96H199V98H196L195 97V100L197 99V102L196 103H193V104H198V105H202L203 104V101L202 102H198V99L200 100ZM213 97V96H212ZM10 98H13V97H11L10 96ZM31 98V97H30ZM100 98V97H99ZM218 98V97H217ZM255 99H256V97H254ZM258 98V97H257ZM262 98V97H261ZM2 99V98H1ZM97 99V98H96ZM101 99H102V97H101ZM161 99V100H162ZM185 99H187V98H185ZM211 99V98H210ZM213 99V98H212ZM215 99V98H214ZM213 99V100H214ZM26 100H28V99H26ZM171 100V99H170ZM202 100V99H201ZM204 100V99H203ZM208 100V99H207ZM216 100V99H215ZM219 100H216V102L215 103H218V101ZM257 100V99H256ZM256 100H254V101H256ZM259 100V99H258ZM257 100V101H258ZM98 101V100H97ZM157 100H155V101H152V103H151V107H152V109H154L155 108V106L156 105H158L157 106V108L159 109V108H161V111H164V109H170V107L169 108H167L168 106H167V103H163V105H162V102H156ZM187 101H188V99H187ZM187 101H185V102H187ZM209 101V100H208ZM234 101H236V103L234 102ZM256 101V102H257ZM101 102V101H100ZM144 102V101H143ZM180 102V101H179ZM184 102V101H183ZM193 102H194V99H193ZM214 102V101H213ZM255 102V103H256ZM260 102H261V100H260ZM157 103V104H156ZM159 103V104H158ZM161 103V104H160ZM169 103H170V101H169ZM191 103V102H190ZM200 103V104H199ZM205 103L207 104V105H209L208 107H210V104L208 103V102H206V99H205ZM204 103V104H205ZM252 104L254 103L253 101L251 102ZM255 103H254V105H255ZM99 104V103H98ZM144 105H145V103H143ZM166 104V105H165ZM189 104V103H188ZM231 104V105H230ZM257 104V103H256ZM259 104V103H258ZM159 105H161V106H159ZM212 105V104H211ZM224 105H223V107H224ZM99 106V105H98ZM165 106H167V107H165ZM170 106H171V104H170ZM194 106V105H193ZM203 106V105H202ZM143 107H145V106H143ZM165 107V108H164ZM183 107V109L185 110V113H186V107H184V106H182ZM204 107V106H203ZM207 107V106H206ZM205 107V108H206ZM207 107V108H208ZM222 107V106H221ZM6 108V107H5ZM62 108V109H61ZM164 108V109H163ZM179 109H180V107H178ZM206 108V109H207ZM163 109V110H162ZM179 109H175V110H177V112L175 111V113L177 114L179 111ZM190 109H192V107L191 108H189V110ZM197 109V108H196ZM233 109V108H232ZM113 110H115V109H113ZM155 110H157V109H155ZM188 110V109H187ZM193 110H195V108L193 109ZM198 110H200L199 108H198ZM198 110L196 111L197 112V115H199L198 117H201L202 115H203V112H205L206 113V110L204 111H201L202 112V114H201V112L198 114ZM208 111H209V108L207 109ZM242 110V109H241ZM159 112H161L160 111V109L158 110ZM181 111H183V110H181ZM195 111H190V112H192V114H195L196 115V113H195ZM212 112V114L213 115H215V114H217L218 112L216 111L215 112V114L213 113V110H211ZM240 111V110H239ZM5 112H7V111H5ZM165 112V111H164ZM164 112H161V113H164ZM166 112H170L171 114L173 113L174 114V112H171V111H166ZM167 114V115H170L171 116V114ZM204 113V114H205ZM211 113H210V115H211ZM222 113V112H221ZM221 113H219V114H221ZM225 113V112H224ZM224 113H222V114H224ZM240 113H241V111H240ZM5 114V113H4ZM7 114V113H6ZM5 114V117L7 116ZM189 115V114H191V113H186L185 115ZM191 114V115H192ZM219 114H217V115H219ZM157 115H158V113H157ZM175 115V114H174ZM181 115H183V114H180V116ZM185 115L183 116V117H185ZM191 115H189V116H187L188 118L191 116ZM207 114H205V116H206ZM159 116H161V115H159ZM180 116H177L178 117V119H179V117ZM204 116V115H203ZM202 116V117H203ZM226 116H228L229 117V119H231L232 117H234L233 115H231V117L229 116V115H226ZM264 116V115H263ZM176 117V118H177ZM209 117V116H208ZM207 117V119H209V118H211V117H209L208 118ZM237 117V116H236ZM243 117V116H242ZM159 118V117H158ZM174 118V117H173ZM186 118V117H185ZM191 118V121L193 122L194 120V116H191L190 117ZM190 118L188 119V120H190ZM193 118V119H192ZM221 118H223V120L222 119H218L219 121H225L224 120V117H221ZM240 118V117H239ZM95 119H97V118H95ZM170 118H169V116L167 117V120H169ZM175 119V118H174ZM184 119V118H183ZM196 119V118H195ZM213 119V118H212ZM214 119H215V116H214ZM196 120H198V119H196ZM216 120H217V118H216ZM232 120H233V118H232ZM19 121H21V120H19ZM94 121V120H93ZM213 121V120H212ZM210 122V121H209ZM214 122V121H213ZM226 122V121H225ZM224 122V123H225ZM227 122H228V120H227ZM233 122V121H232ZM239 122V121H238ZM238 122H237V125H238ZM1 123V122H0ZM200 123H202V122H200ZM215 124H217L216 122H214ZM224 123H222V124H224ZM236 123V122H235ZM235 123H233L231 126H233V129L235 130L236 129V134L238 133L237 132V128H238V126H236V124ZM209 125H210V123H208ZM207 124V125H208ZM213 124V123H212ZM226 124V123H225ZM224 124V125H225ZM241 124H245L244 123V121L242 122L241 121V123H240V126H239V128L241 127ZM203 125H206L204 122H203ZM214 125V124H213ZM213 125H211V127H209V126H207V128H206V130L204 129V131L205 132H203V128L204 127H200L201 126V124L200 125H198V127H197V131L195 132V133H199L198 131H201L202 130V133L200 132V134L201 135H203V134H207V130H209V132H211V129H213V131H217V133H218V131L219 130H217L218 129V127L216 128L215 126L216 125H214V127L216 128L215 130H214V128L212 127ZM218 125V124H217ZM227 125V124H226ZM225 125V126H226ZM13 126H15V125H13ZM220 126H223V125H220ZM236 128H235V127ZM245 125H242V127H243V129L244 128H246V132H244V131H242V134L240 133H238L237 134V136H235L234 135V137L231 139V138H229L228 140V142L227 143H229L230 142V146H228V147H226L227 148V150L226 149H224L223 151L225 152V150L227 151V154H231V153H233L234 151L235 152H237V154H238V151H240V150H243V149H247V150H255L256 152H252L253 153V155H252V153L251 152H248L247 153V155H248V158L250 157V156H253L252 158H251V160H253V158L254 157H257L258 156V154H259V152H261V151H263L262 150V148H264V146L263 147H261V146H258L257 145V137H256V142L255 141H252L253 140V138H254V136H255V133L253 134V133H247L248 131H249V129H250V125L248 124V126L246 125L245 127H244ZM195 127V128H196ZM199 127H200V129H199ZM242 127H241V129H242ZM195 128H192L193 130H195ZM209 128V129H208ZM211 128V129H210ZM224 128V127H223ZM226 128V127H225ZM225 128H224V130H225ZM230 128V127H229ZM238 128V129H239ZM248 128V129H247ZM92 129V128H91ZM231 129V128H230ZM254 129L256 130V128H252V131H254ZM192 130V131H193ZM221 130V129H220ZM224 130H222V131H224ZM232 130V129H231ZM22 131V130H21ZM41 132V135L42 136H39V135H37V134H40L39 132ZM212 131V132H213ZM222 131H220V132H222ZM229 131V129H228V127H227V130H226V132H228ZM239 131H240V129H239ZM258 130H256L255 132L256 133H258L257 132ZM17 132V135L18 134H21V132H20V129L19 130H17L16 131ZM37 132V133H36ZM211 132V133H212ZM249 132H251V130L249 131ZM194 133V131L192 132V134L193 135H195V137H196V135L197 134H195ZM260 133V132H259ZM258 133V135H259V138H261L260 136H262V134H264V132H262L261 133V135ZM92 134V133H91ZM200 134H198V136H197V138L199 137V136H201ZM209 134V133H208ZM213 134V133H212ZM222 134L224 135V134H226V133H223L222 132ZM230 134V133H229ZM184 135V134H183ZM193 135H191V136H193ZM222 135V137H224V136H226V135H224L223 136ZM233 135V134H232ZM257 135V136H258ZM115 136V135H114ZM117 136V135H116ZM205 136V135H204ZM208 135H206V137H207ZM90 137V136H89ZM184 137H185V135H184ZM195 137H193V138H195ZM222 137H220L221 139H222V141L224 140ZM227 137V136H226ZM225 137V138H226ZM263 137H264V135H263ZM261 138L262 139V141L259 139V141L258 142H260L261 141V143H262V145H264V142H263V140H264V138ZM168 138H169V136H168ZM177 138V137H176ZM192 138V139H193ZM200 138V137H199ZM209 138V137H208ZM81 139V141H82V143H80V144H82V147H83V144H84V142L86 141V140H84V142H83V140ZM86 139V138H85ZM114 139V138H113ZM191 139V140H192ZM91 140H92V138H91ZM171 140V139H170ZM194 140H196V138L194 139ZM112 141V140H111ZM172 141V140H171ZM210 141H212V140H210ZM220 143H218V144H222L221 143V141H220V139L218 140ZM218 141H214V144H213V146L215 145V143L216 142H218ZM93 142V141H92ZM209 142V141H208ZM224 143V142H223ZM260 143V144H261ZM79 144V145H80ZM88 143H86V145H87ZM217 144V143H216ZM223 145V144H222ZM228 145V144H227ZM88 146V145H87ZM212 146V147H213ZM221 146V145H220ZM219 146V147H220ZM224 146V145H223ZM14 147V146H13ZM17 147V146H16ZM15 147V148H16ZM117 147V146H116ZM209 147H211V146H209ZM211 147V148H212ZM15 148H14V151H13V153H15ZM78 148H80V152H79V150H77ZM139 148V147H138ZM205 149V148H204ZM215 149H219L220 150V148H215ZM223 149V148H222ZM261 149V150H260ZM78 151L77 153L75 152V151ZM86 150V149H85ZM208 149H206V151H207ZM217 150H215V153L217 152V153H219V154H221V152L220 151H217ZM23 151V150H22ZM27 151V152H26ZM87 151V150H86ZM202 151V150H201ZM213 151V153H211ZM61 152H64V153H62L61 154ZM203 152V151H202ZM209 152H210V155L211 154H214V148H213V150L211 149H209ZM247 151H245V153H246ZM258 152V154H257V156H255L256 155V153ZM13 153L11 154V155H8V156H11L12 157V155H13ZM146 154H147V152H145ZM206 153V152H205ZM254 153H255V155H254ZM262 153V152H261ZM155 154V153H154ZM198 154H199V152H198ZM209 154V153H208ZM226 154V153H225ZM240 154V153H239ZM249 154H250V156H249ZM200 155H202L201 154V152H200ZM204 155H207V154H204ZM243 154L241 153L240 154V156H238L239 158H242L243 156H242ZM124 156V155H123ZM143 156H146V155H143ZM149 156H150V154H149ZM148 156V157H149ZM151 156H153V155H151ZM151 156L149 157V158H151ZM155 156V155H154ZM153 156V157H154ZM224 156H226V155H224ZM264 156V155H263ZM147 157V156H146ZM148 157H147V159H148ZM221 157V156H220ZM233 157H235V155H233ZM232 157V158H233ZM245 157V156H244ZM244 157H243V159H244ZM15 158V157H14ZM78 158V157H77ZM80 158V157H79ZM145 157H143V159H144ZM155 158V157H154ZM206 158H208V159H210L211 157H209L208 155H207V157ZM222 159H223V157H221ZM220 158V159H221ZM246 158H247V156H246ZM247 158V159H248ZM257 158H259V157H257ZM260 158H262V157H260ZM119 159V158H118ZM220 159H219V161L217 162V160H214L215 161V163L217 162L219 165L221 164V162H220ZM221 159V160H222ZM234 159V158H233ZM236 159H238L237 157L235 158V161L233 162L232 161V163H231V165L229 164V165H227V166H229V167H226L224 164H222V166L224 165V168L226 167V170L223 172V174L221 175H216V176H214L215 175V173L213 172V170H212V172L214 173V175L212 176V177H214V178H208V177H206V175H204L207 179L206 180H215V183L213 182L212 183V185H213V187L212 188H214V186H215V191L216 192H218V195H217V193H216V195L217 196H220L219 197V199L221 198V200H222V203L221 204H224L223 202H227L228 203V201H227V199H229V197L231 196H229L228 194L230 193V192H232V190L234 189H236V188H238L239 189V187H241V185L240 184H242L240 181V176H242V170L244 169L245 170V172H251L252 173V175H250V177L252 176V178H253V172H254V170L256 169V165H254V164H250V163H248V161H249V159H248V161L246 162L245 160H236ZM246 159V160H247ZM16 160V159H15ZM18 160H17V162H18ZM49 160H50V162H49ZM66 160H68V163H67V161ZM84 160H85V158H84ZM117 160V159H116ZM115 160V161H116ZM122 160V159H121ZM126 160V159H125ZM129 160V159H128ZM144 160H146V159H144ZM250 160V161H251ZM261 160V159H260ZM263 160V159H262ZM12 161H14V160H12ZM11 161V162H12ZM111 161V160H110ZM109 161V162H110ZM119 161V160H118ZM118 161L116 162V165H115V167H117V165H119V164H123L124 162L126 163V161H123V163H121L120 161V163L118 164ZM148 161V160H147ZM207 161V160H206ZM264 161V160H263ZM61 162L63 163V164H61ZM149 162V161H148ZM151 162V161H150ZM211 162V161H210ZM210 162H209V164H210ZM220 162V163H219ZM257 162H259V161H257ZM261 163H262V161H260ZM13 163H15V164H17L15 161L13 162ZM65 163H67V164H65ZM111 163V162H110ZM144 163V162H143ZM207 164H208V162H206ZM206 163H205V165H206ZM213 164H215L214 162H212ZM211 163V164H212ZM260 163V164H261ZM264 163V162H263ZM9 165H11L10 163H8ZM73 165H74V163H72ZM76 164V163H75ZM127 164V163H126ZM126 164H124V165H126ZM164 164V163H163ZM213 164H212V166H213ZM256 164V163H255ZM14 165V164H13ZM34 165V164H33ZM63 165V166H64ZM80 165V164H79ZM79 165H77V166H79ZM112 165H114V163L112 164ZM121 165H119V166H121ZM144 165V164H143ZM168 165H170V164H168ZM199 165V164H198ZM219 165H218V169H219ZM17 166V165H16ZM30 166V165H29ZM128 166V165H127ZM135 166V165H134ZM171 166H173L172 164H171ZM187 166V165H186ZM216 166H217V164H216ZM216 166H214L213 168H216L217 169V167ZM11 167H12V165H11ZM11 167H8L9 169L11 168ZM17 167H21V166H17ZM25 167V166H24ZM36 167V166H35ZM39 167H37V168H39ZM46 169H45V168ZM140 167V166H139ZM170 167V166H169ZM174 167V166H173ZM203 166H201V168H202ZM21 168H23V167H21ZM29 169L31 168V167H28ZM81 168V167H80ZM114 168V167H113ZM113 168L111 169V171H113ZM201 168H200V171H201ZM203 168H205V167H203ZM202 168V170L204 171V169ZM212 169V167H206L205 168V170L206 169ZM223 168V169H224ZM262 168H264L263 166H262ZM7 169V168H6ZM15 169V168H14ZM36 169V168H35ZM53 169V168H52ZM55 169V168H54ZM109 169V168H108ZM117 169H120V167H118ZM123 169H125V168H123ZM185 169H186V167H185ZM65 171H67L66 169H64ZM141 170H142V168H141ZM145 170V169H144ZM151 170V169H150ZM260 170H263V169H261L260 168ZM11 171V170H10ZM19 171V170H18ZM20 171H22V170H20ZM27 171V170H26ZM69 171V170H68ZM81 171V170H80ZM146 171V170H145ZM199 171V172H200ZM208 171V170H207ZM221 171V170H220ZM256 171V170H255ZM61 172V171H60ZM63 172V171H62ZM77 172H79L78 170L76 171V172H74V174H73V171L71 172L72 174H70V173H68V175L71 177V179L74 177V179L73 180H75L76 182L78 181V179H76V177L78 178V174H77ZM101 172V171H100ZM115 172V171H114ZM141 172V171H140ZM143 172V175L145 174V173H147V171L144 173V171H142ZM154 172V171H153ZM181 172V171H180ZM180 172H179V175H180ZM198 172V171H197ZM212 172L210 173V174H212ZM217 173H218V171H216ZM8 173H12V172H8ZM15 173V172H14ZM14 173H12V177H13V175H14ZM24 173V172H23ZM28 173H30V172H28ZM108 173V172H107ZM111 173V172H110ZM116 173V172H115ZM189 173H191V172H189ZM200 173H202L203 174V172H200ZM200 173H198V175H201ZM219 173H221V172H219ZM250 173V174H251ZM6 174H7V172H6ZM21 174V173H20ZM59 174V173H58ZM62 174V173H61ZM75 174H76V177H75ZM100 174V173H99ZM104 174V173H103ZM142 174V173H141ZM168 174V173H167ZM166 174V175H167ZM171 174V173H170ZM169 174V175H170ZM256 174V173H255ZM34 175H36V174H34ZM55 175V174H54ZM67 174H66V178H67V176H68ZM72 175V176H71ZM175 176L174 174H173V172H172V174H171V176ZM196 175V174H195ZM259 175V174H258ZM264 175V174H263ZM29 176V177H30ZM100 176V175H99ZM98 176V177H99ZM142 176V175H141ZM177 176H178V174H177ZM194 176V175H193ZM255 176H257V175H254V178H255ZM7 177H10L11 178V175L10 176H7ZM69 177V178H70ZM104 177H106V176H104ZM144 177V176H143ZM147 177H149V175L147 176ZM166 177V176H165ZM183 177V176H182ZM181 177V178H182ZM198 177H200V176H198ZM198 177H195V178H198ZM243 177V176H242ZM245 177V176H244ZM57 178V177H56ZM91 178H93V177H91ZM110 178H111V176H110ZM136 178H139V176H136L135 178L133 177L132 179H136ZM152 178H154V177H152ZM167 179H169L168 177H166ZM179 178V177H178ZM202 178V177H201ZM247 179L249 178V177H246ZM246 178H244V179H246ZM251 178V179H252ZM258 178V177H257ZM28 179V178H27ZM30 179V178H29ZM99 179V178H98ZM140 179V178H139ZM144 179V178H143ZM149 180H148V182H151L150 180V178H148ZM176 179H177V177H176ZM180 179V178H179ZM193 179V178H192ZM199 179V178H198ZM193 180L195 183H197V181H199V180ZM56 180V179H55ZM80 180V179H79ZM95 180V179H94ZM123 180V179H122ZM121 180V181H122ZM141 180V182H142V179H140ZM146 180V179H145ZM170 180H172V177H171V179ZM169 180V181H170ZM181 180H186V179H181ZM205 180V181H206ZM249 180V179H248ZM255 180V179H254ZM7 181V180H6ZM9 181V180H8ZM61 181V180H60ZM62 181H65V178H64V180L62 179ZM72 181V180H71ZM131 181V180H130ZM166 181V180H165ZM179 181V180H178ZM191 181V180H190ZM193 181H191L192 183H193ZM202 181H204V180H202ZM10 182H12V178H11V180L8 182V184H6V186L4 185V187H5V189L7 190V192L10 190V189H12V191H14L13 190V188H14V186H13V188H10V186H9V184H10ZM53 182V181H52ZM73 183H74V181H72ZM80 182V181H79ZM127 182V181H126ZM134 182H136L135 183V185L138 183V182H140L139 180L138 181H134ZM146 182V181H145ZM148 182H146V184L148 183ZM173 182V181H172ZM181 182H183V181H180V183L179 182H177V183H179V184H181ZM201 182V181H200ZM237 182V183H236ZM245 182V181H244ZM55 183V185H56V183L58 184L59 182H54ZM54 183H52V186L50 187L51 189H52V187L55 189V185H54ZM65 183L67 184V181H65ZM100 183V182H99ZM166 183V182H165ZM177 183H175L174 182V184H172V185H174V186H176L177 185ZM186 183V182H185ZM208 183V182H207ZM209 183H210V181H209ZM237 184V185H234V184ZM4 184V183H3ZM17 184V183H16ZM75 184H78V182L77 183H75ZM81 184V183H80ZM84 184V183H83ZM96 184H98V182L96 183ZM139 184H140V186H142V184L141 183H138L135 187H137L136 189H138V191H137V193H136V189H135V194H136V196H135V194H130V195H134L135 196V199L133 200V203H135V205H136V207L138 206V204H136V202H135V200H137V203L138 202H141V203H143V201H142V199L145 197V193H146V190L148 189L147 188V185H146V187H145V184L143 183V186L146 188H144L143 186V188L141 189L142 190V193H144L143 195H144V197L141 199L140 198V196H142V195H140V193L141 192H139V190H140V186H139ZM150 184V183H149ZM169 183H168V180H167V184L166 185H168ZM176 184V185H175ZM178 184V185H179ZM198 184V183H197ZM196 184V185H197ZM203 184V183H202ZM204 184H206V183H204ZM240 186H239V185ZM249 184V183H248ZM247 184V185H248ZM11 185V184H10ZM15 185V184H14ZM61 185V184H60ZM72 185V184H71ZM162 185V184H161ZM164 185V184H163ZM166 185H164V186H166ZM186 185H188V181H187V183H186ZM186 185H182L181 187H182V189H183V186L184 187H186ZM243 185V184H242ZM66 186V185H65ZM64 186V187H65ZM69 186V185H68ZM76 186V185H75ZM203 186V185H202ZM207 185H205V186H203V187H206ZM211 186V185H210ZM234 186H236L235 188H234ZM238 186V187H237ZM9 189H7V188ZM39 187V186H38ZM49 187V186H48ZM63 187V186H62ZM80 187L81 186H79L78 188L80 189ZM98 187V186H97ZM161 187H163V186H161ZM178 187H180V185L178 186ZM180 187V188H181ZM189 187H190V185L189 186H187V188H188V191H189V193H186V192H188L187 191V188H184L183 189V194H182V189H180V188H177V187H175V190L176 189H178V191H176L178 194H182L181 196L183 197V200H184V197L186 196L187 197V195H185V194H189L190 196H192L191 194V192H190V190L191 189H189ZM192 187V186H191ZM190 187V188H191ZM197 187V186H196ZM199 187H200V185H199ZM199 187H197V188H195V185H194V188L195 189H197V192L195 193V194H193V196H192V198H196L194 195H197L198 196V188ZM208 187H209V185H208ZM254 187H255V185H254ZM19 188V187H18ZM33 188V187H32ZM40 188H42V187H40ZM46 188V187H45ZM45 188H43V189H45ZM50 188H48L50 191H52ZM61 188V187H60ZM73 188V187H72ZM85 188V187H84ZM83 188V189H84ZM119 188V187H118ZM211 187H209L208 189H210ZM242 189H244L245 188V186H244V188H243V186L241 187ZM241 188L239 189L240 191H238L237 189L234 191V192H236L235 194H238V195H240L239 197H241V196H243L245 193H244V190H241ZM15 189V188H14ZM47 189V188H46ZM44 190V191H46V193H47V191H49V190ZM121 188H119L118 190H120ZM200 189V188H199ZM18 190V189H17ZM21 190V189H20ZM24 190V189H23ZM35 190V189H34ZM60 190V189H59ZM77 190V189H76ZM75 190V191H76ZM85 190H88V189H86L85 188ZM84 190V191H85ZM112 190V189H111ZM114 190H116V189H114ZM127 190H129V189H127ZM140 190V191H141ZM144 190V191H143ZM165 190V189H164ZM163 190V191H164ZM170 190V191H169ZM175 190H172V194L175 196V195H178V194H176V192H174ZM180 190H181V193H180ZM207 190V188L205 189V191ZM249 190H254V189H249ZM1 192H3L4 193V195L5 194H7V192H5L4 190H0ZM27 191V190H26ZM33 191V190H32ZM49 191V192H50ZM68 190H66V192H67ZM74 191V190H73ZM74 191V192H75ZM117 191V190H116ZM122 191V190H121ZM132 192H133V189L131 190ZM166 191V190H165ZM192 192H193V189L191 190ZM201 191H203V192H205L204 191V189L202 190L201 189ZM215 191H214V189H213V192L215 193ZM237 191H238V193H237ZM22 192V193H21ZM24 192H25V190H24ZM23 191H20V195H22L23 193H24ZM29 192V191H28ZM37 192H39V191H37ZM36 192V193H37ZM40 192H41V190H40ZM55 192V191H54ZM56 192H57V188H56ZM78 192H79V190H78ZM77 191H76V196L73 194V196H70V199H71V197H73V198H75V199H72V200H74V202H71V206L70 205H68V206H66L67 207V209L65 208V213H67L68 211V208H73L74 209V205L75 204H77L75 207H77L78 205H81L79 202L77 203V201H80L82 198H81V192H79V196H80V198L78 197V195H77V193H78ZM139 192V193H138ZM157 192H158V189H157ZM156 192V193H157ZM168 192L169 193H171V189L169 188L168 189ZM174 192V193H173ZM185 192V193H184ZM200 192V191H199ZM202 192V193H203ZM207 193L209 192V190L208 191H206ZM17 193V194H18ZM43 193V192H42ZM41 193V194H42ZM96 193V192H95ZM122 193H123V191L121 192V196H117L118 197V200H116V201H118L119 202V199H120V197H123V196H125V195H123L122 196ZM155 193V192H154ZM159 193H162V192H159ZM167 193V192H166ZM194 193V192H193ZM210 193L212 194V192H211V190H210ZM244 193V194H243ZM26 194V193H25ZM38 194V193H37ZM36 194V195H37ZM44 194V193H43ZM42 194V195H43ZM49 194V193H48ZM54 194V193H53ZM53 194H52V196H53ZM58 194H59V192H58ZM67 194V193H66ZM70 194V193H69ZM105 194V193H104ZM103 194V195H104ZM107 194V193H106ZM105 194V195H106ZM126 194V193H125ZM171 194V195H172ZM204 194V193H203ZM206 194V193H205ZM209 194V193H208ZM10 195V194H9ZM13 195L15 196V197H17V195H16V193L14 194V192H13ZM24 195V194H23ZM35 195V194H34ZM34 195L32 196H30V198L31 197H34ZM56 195V194H55ZM63 195H65V194H63L62 193V195H61V197L63 196ZM72 195V194H71ZM112 195V194H111ZM110 195V196H111ZM129 195V194H128ZM130 195H129V201L130 200H132L131 198H130ZM137 195L139 196V198L137 197ZM170 195V196H171ZM207 195V194H206ZM215 195V194H214ZM3 196V195H2ZM1 195H0V199H1V197H2ZM19 196V195H18ZM28 196V197H29ZM48 196V195H47ZM67 196L69 197V195L67 194ZM108 196H109V194H108ZM109 196V198H110V200H111V197ZM114 196L115 195H113L112 197H113V199H114ZM116 196H115V198H116ZM213 196V195H212ZM222 196V197H221ZM246 196V197H245ZM249 196V195H248ZM247 196V194L246 195H244V199H246V198H249ZM4 197V196H3ZM5 197H7V195L5 196ZM37 197V196H36ZM35 197V198H36ZM40 197V196H39ZM42 197V196H41ZM40 197V198H41ZM58 197V196H57ZM60 197V198H61ZM77 197H78V200H77ZM88 197V196H87ZM86 197V200L88 199ZM105 196H103V198H104ZM107 197V196H106ZM137 197V198H136ZM165 197H166V194H165ZM175 197H177V198H174L173 200H172V198L173 197H169V198H171V200L172 201H170V203L172 204H170L168 201H167V203H164V204H166V206H168L169 204L171 205V206H173V208L176 210V211H178V206L180 205L181 206V209H179V210H181V212H182V215H180V213H179V215H180V218L181 217H185L184 219L183 218H179V215H178V212H176L177 214H176V216H178V217H176L175 218V215L173 216L172 215V217H174V218H171V216H170V219H169V217L167 218V220H166V218L165 217H167V213L171 210V211H174L175 212V210L169 205V207L167 208V209H164L163 211H165V212H161L162 213V215L164 216H162V218L161 217H159L160 219L158 220V221H155V223H153L152 222V226H153V229L154 230H156V229H158V231H159V229H162L161 231L164 233V235H163V237H165V240H168V241H170V242H172L173 243V245L174 246H172V245H169L170 244V242L168 243V246H166V247H161V254H158L157 255V257L155 256V255H153V252H154V250L155 249H152V246L151 245H148L147 246V248H146V255L148 256V261H151L152 262V264H203L207 259H214V257H215V255L218 253V250L219 249H223V246H224V244H226V245H230L231 243H229L230 242V240H229V238H228V242L227 243H229V244H227L226 243V237H225V240H224V238L223 237H221V235L219 234H217V233H214L213 231V236L215 237V235H218L217 237H212L211 236V239L209 238V237H207L206 235H208V234H206L205 235V237H202V231L204 230L205 231V229H203V227H202V225L204 224V222H202V224H201V226L199 225H197V224H195V221H194V219H193V221H194V224L196 225V229H194V228H192V229H189L190 227H189V225H188V227H186L187 226V223H186V221L188 220V222L191 224V220H192V218L191 217H193V214H194V210L192 209V208H190V209H192L193 210V212L191 211V212H189V209H187L186 208V206H190V204L191 203H193V204H191V207H192V205H194V204H196V203H194V202H190L189 201V203H187V201L186 200H184V202L186 201V203H184V202H181L182 204H184V205H181V203H180V200L181 199H179V195L178 196H175ZM204 197H206V196H204ZM204 197H200V198H203V199H205ZM208 197H210V195L208 196ZM239 197H237V199L239 198ZM27 198V197H26ZM35 198H31V200H33V199H35ZM102 198V199H103ZM109 198L107 197L106 199H108V202H107V209H109V211L112 213V211L115 209V211H116V209H117V211H118V209L119 208H117L119 205L117 204L118 202H116L115 201V199H114V202L113 203H116L115 205H116V207H115V205L113 204V203H110V201H109ZM124 198V200H125V197H123ZM164 198V197H163ZM3 199V198H2ZM5 199V201H6V199L7 198H4ZM18 199V198H17ZM24 199H25V197H24ZM41 199H43V197L41 198ZM50 199H52V197L51 198H49V199H46L47 201L48 200H50ZM56 199V198H55ZM54 198H53V200H55ZM58 199H59V197H58ZM58 199H57V201H58ZM70 199L68 200V202H70ZM89 199H91V198H89ZM88 199V200H89ZM105 199V198H104ZM112 199V200H113ZM126 199H128V197L126 198ZM203 199H200L201 201L203 200ZM210 199H214L215 200V197L214 198H211L210 197ZM218 199V198H217ZM217 199H216V201L215 202H217ZM218 199V200H219ZM233 199V198H232ZM231 198H230V200H232ZM241 199H242V197H241ZM8 200V199H7ZM23 200V199H22ZM21 200V201H22ZM46 200H44V201H46ZM99 200V199H98ZM111 200V201H112ZM141 200V201H140ZM145 200V199H144ZM188 200V199H187ZM195 200V199H194ZM209 200V199H208ZM230 200H229V203H230ZM234 200V199H233ZM0 201H2V200H0ZM5 201H4V203H5ZM40 201H43V200H40ZM51 201V200H50ZM57 201H55V202H57ZM92 201V200H91ZM102 201V200H101ZM166 201V200H165ZM182 201V200H181ZM193 201V200H192ZM198 201V200H197ZM205 201H206V204L208 203L207 202V198L205 199ZM10 202H12V201H10ZM26 202V201H25ZM32 202H34V200L32 201ZM49 202V201H48ZM82 202V204H84L85 202L84 201H81ZM84 202V203H83ZM93 202V201H92ZM103 202V201H102ZM127 202V201H126ZM200 202V201H199ZM218 202H220V201H218ZM235 202V201H234ZM234 202H231V204H233ZM16 203V202H15ZM15 203H13V204H15ZM19 203V204H18ZM18 203H17V205H15L16 207L18 206V205H20V203H22V202H19L18 201ZM47 203V202H46ZM73 203V204H72ZM121 203H123V202H121ZM130 203L131 204H133L132 203V201H130ZM128 204V206L131 208L132 206H134V204L131 206V204ZM169 203V204H168ZM210 203V202H209ZM212 203H214V201H212L210 204H212ZM239 203V202H238ZM241 203H242V201H241ZM3 204V203H2ZM12 204V203H11ZM23 204V203H22ZM21 204V205H22ZM48 204H50L51 205V203H48ZM88 203L86 202V209L89 207L88 205H87ZM90 204V203H89ZM104 204V203H103ZM110 204V205H109ZM113 204V207H115L114 209L112 208V207H109V206H111ZM145 204H147V203H145ZM168 204V205H167ZM185 204H186V206H185ZM200 204V203H199ZM201 204H202V202H201ZM205 204V203H204ZM209 204V205H210ZM217 203H215V205H216ZM235 204H237L236 202L234 203V205L233 206H235ZM9 205V204H8ZM24 205V204H23ZM50 205H48L49 207H50ZM141 205H143V204H141ZM140 205V203H139V206L137 207V209L138 210H141V206ZM158 205H160V204H158ZM157 205V206H158ZM163 205V204H162ZM3 206H5L4 204H3ZM34 206H36V208L35 209H37V205L35 204ZM45 206H47V205H45ZM85 206V205H84ZM101 206V205H100ZM128 206L126 207L127 209L125 210L128 214V216H125V217H122V218H125V220H126V222H127V219H128V217H129V214H130V218L128 219V224H129V226H127L128 224L127 223H125L124 222V220H123V222L125 223V227L126 228H128V229H130L129 231H128V229H126V228H124V226H122L123 228L121 229V230H127V232H135V230L134 231H132L133 229H135L136 228V230H137V224H135L136 226L135 227H133V224H134V222L137 220V217H136V219H134V220H132L131 221V219H132V216L134 215V214H132L133 212H137V210H133L135 207H133V208H131V210H133V211H130L129 209H128ZM175 206H176V208H175ZM188 206V207H189ZM198 206V205H197ZM200 207H199V211H200V209H201V205H199ZM202 206H203V204H202ZM211 206V205H210ZM213 206V205H212ZM219 206H220V203H219ZM222 206H224V205H222ZM231 205H228V206H226V208L228 209V213L229 214H234V218H237V219H235L236 221L238 220V217H239V215H241V217L243 216L240 212H237L239 215H238V217H237V214H236V211H238V208H237V210L235 211V209H236V207H238V206H240V203L239 204H237L236 205V207H235V209L233 208V206H231ZM6 207V206H5ZM21 207V206H20ZM53 207H54V205H53ZM63 207H65V205L63 206ZM83 207V206H82ZM99 207V206H98ZM144 207V206H143ZM186 208L188 211V213L187 214H189V215H186V214H184V212H185V210L186 209H184V211L182 210L183 208ZM205 207V206H204ZM203 207V208H204ZM242 207V206H241ZM240 207V208H241ZM1 208H3L2 206H1ZM0 208V209H1ZM124 208V207H123ZM123 208H121V209H123ZM148 208H149V206H148ZM154 208V207H153ZM164 208V207H163ZM169 208H171V209H169ZM180 208V207H179ZM211 208H213V207H210L209 209H211ZM214 208H218L217 206L216 207H214ZM220 208H222L221 206H220ZM220 208H219V210H220ZM224 208H225V206H224ZM243 208V207H242ZM63 209V208H62ZM70 209V210H71ZM72 209V210H73ZM104 209H105V207H104ZM120 209V210H121ZM136 209V208H135ZM145 209H147V208H145ZM157 209H158V207H157ZM196 209H197V207H196ZM195 209V210H196ZM205 209V208H204ZM204 209H203V213H204ZM207 209V208H206ZM205 209V213L204 214H206L207 213V210ZM215 209V210H216ZM234 209V210H233ZM251 209V208H250ZM249 209V210H250ZM1 210H4V209H1ZM43 210V209H42ZM49 210H50V208H49ZM72 210L68 213V217L70 218V215L71 214H73L72 213ZM91 210H93V209H91V207H90V211ZM112 210V211H111ZM198 210V209H197ZM214 210V211H215ZM7 211H8V209H7ZM14 211V210H13ZM13 211H11L12 213H13ZM20 211V210H19ZM53 211V210H52ZM90 211H88L89 212V216L88 215H85L86 213H87V211H84L83 212V210L81 209L80 210V215H79V217H81V219H83L82 218V214H84L85 216H86V218L87 217H89L90 218ZM98 211V210H97ZM104 211H106V210H104ZM128 211H130V213L128 212ZM143 211V210H142ZM148 211V210H147ZM214 211L212 210V212L214 213ZM231 211H233V212H231ZM234 211H235V213H234ZM240 211H241V209H240ZM255 211V210H254ZM253 210L251 211H249V212H254ZM15 212H17V211H15ZM21 212V211H20ZM36 212V214H38V212L37 211H35ZM41 212V211H40ZM48 212V211H47ZM63 212V211H62ZM79 212V211H78ZM83 212V213H82ZM86 212V213H85ZM101 212V211H100ZM119 212V211H118ZM132 212V213H131ZM180 212V211H179ZM202 212V211H201ZM210 210H209V216H211L210 215ZM211 212V213H212ZM8 213V212H7ZM11 213V214H12ZM33 213H34V211H33ZM32 213V214H33ZM45 213V212H44ZM53 213V212H52ZM57 213V212H56ZM65 213L63 214L64 216H65ZM71 213V214H70ZM74 213H76V211H74ZM120 214H121V212H119ZM141 214H143L142 212H140ZM147 213V212H146ZM145 213V214H146ZM160 213V214H161ZM165 213V214H164ZM170 213V212H169ZM173 213V212H172ZM186 213V212H185ZM191 213H193V214H191ZM198 213V212H197ZM213 213H212V217L215 215H213ZM216 213V212H215ZM16 214V213H15ZM70 214V215H69ZM78 214V213H77ZM107 214V213H106ZM116 214H118V213H116ZM132 214V215H131ZM140 214V215H141ZM184 214V215H183ZM236 214V215H235ZM244 214V213H243ZM246 214H247V212H246ZM249 214H251V213H249ZM254 213H252V215H253ZM2 215H4L5 216V214L3 213ZM8 215H10L9 213H8ZM12 215H14V214H12ZM12 215H10V216H8V217H13ZM17 216H18V214H16ZM51 215V214H50ZM56 215V214H55ZM67 215V214H66ZM112 215V214H111ZM154 215V214H153ZM169 215V214H168ZM191 215V217H187V218H189V219H191V220H189V219H187L186 220V216H190ZM195 215V214H194ZM201 216L200 217H202L203 216V214L201 213L200 214ZM217 216H218V214H216ZM224 215V214H223ZM226 215V214H225ZM225 215L223 216L224 217V220L226 219V217H227V215H226V217H225ZM0 216H1V214H0ZM16 216V217H17ZM48 216H49V214H48ZM64 216H62V217H64ZM85 216H83L84 218H85ZM106 216V215H105ZM110 216V215H109ZM116 216H118V215H116ZM115 216V217H116ZM142 216V215H141ZM145 216V215H144ZM156 216V219H158L157 218V215H155ZM155 216H153V217H155ZM161 216V215H160ZM222 215H220V216H218L219 218H222L221 217ZM20 217V218H19ZM18 218L21 220V216H19ZM61 217V216H60ZM61 217V218H62ZM68 217L66 216V218L64 217L63 219L64 220H66L67 221V223H66V221L65 222H63V223H66L65 225V227H63V229H61V227H60V229L61 230H65V228H67V224L71 221L72 222V220H69L68 221ZM107 217H108V215H107ZM111 217V216H110ZM109 217V218H110ZM119 217V216H118ZM121 217H119V218H121ZM127 217V218H126ZM140 217V216H139ZM196 217H197V215H196ZM199 217V218H200ZM210 218V219H213V218ZM229 217H231V216H229ZM229 217H227V219L229 218ZM244 217V216H243ZM3 218V217H2ZM2 218L0 217V222L2 223V226L3 225H5V222H6V220L7 219H4V223L2 222ZM18 218H17V220H18ZM55 218H57V217H55ZM76 218V217H75ZM75 218H73V220L75 219ZM85 218V219H86ZM89 218H88V220H89ZM91 218H92V216H91ZM117 218V217H116ZM118 218V219H119ZM134 218V217H133ZM163 218H165V219H163ZM205 218H207V215H206V217ZM231 218H233V217H231ZM234 218H233V222H235L234 221ZM245 218V217H244ZM15 218H12V220H14ZM28 219V218H27ZM79 218H77V225L76 226H78V224H84V223H87V219L86 220H84V221H81L80 220V222H79V220H78ZM97 219V218H96ZM111 219H112V217H111ZM181 220V222H182V220H183V222L180 224L179 223V221L178 220ZM203 218H201V219H199L198 220V218L197 219H195L196 221L198 220V223H200V220H202ZM217 219V218H216ZM239 219H241V223L243 224V222L244 221H242V219L243 218H240L239 217ZM247 219V218H246ZM11 220V221H12ZM16 220V219H15ZM12 221L11 223L12 224H10L9 223V221L7 220V222L6 223H9L8 224V227L9 228H11V232H10V230H9V232L8 231H6V229L5 230H0L1 232V234L3 235V234H8V233H12L11 235H9V236H11L12 237V235H14L15 234V236H17L16 238H21L20 237V234H18L19 233V231H20V229L21 228H23V224L25 225V223L23 222V220H21V222L23 223V224H21V223H19V221L20 220H18V224H21V225H14L13 223H16V221ZM32 220H34L33 218H32ZM31 220V221H32ZM36 220V219H35ZM35 220H34V224H36L35 223ZM50 220V219H49ZM59 220V219H58ZM113 220V219H112ZM130 220V221H129ZM142 220V219H141ZM140 220V221H141ZM154 220V219H153ZM186 220V221H185ZM207 222L209 221L210 222V224H211V221L210 220H207V219H205ZM218 220V219H217ZM229 220H231V219H229ZM244 220V219H243ZM25 221V220H24ZM27 221V220H26ZM37 221H38V219H37ZM44 221V220H43ZM76 221V220H75ZM90 221V223H91V221H94V219L93 220H89ZM97 221V220H96ZM107 221H108V219H107ZM113 221H117V219H114ZM134 221V222H133ZM146 221V220H145ZM205 221V222H206ZM213 222L215 221V219L214 220H212ZM219 222H220V220H218ZM226 222H227V220H225ZM246 221V220H245ZM45 222V221H44ZM44 222H41V223H43V224H41V225H43V228H46V229H48V225L50 224V223H48L47 224V226L46 227H44ZM70 222V223H71ZM79 222V223H78ZM111 222V221H110ZM130 222L132 223V224H130ZM136 222H138V221H136ZM142 222V221H141ZM178 222V223H177ZM233 222H231V225H232V223ZM253 222V221H252ZM59 223V222H58ZM58 223H57V225H58ZM115 223V222H114ZM121 223V222H120ZM188 223V224H189ZM215 223V222H214ZM220 223H222V222H220ZM228 223V222H227ZM237 223H239V220L237 221ZM30 224H32V223H30ZM34 224L33 225H31V226H29V228H30V230H31V227L32 226H34ZM52 224H53V222H52ZM75 224V223H74ZM80 224V225H81ZM88 224V223H87ZM87 224H85L86 226H88ZM93 224V226H94V223H92ZM91 224V225H92ZM112 224V223H111ZM178 224V225H177ZM185 224V225H184ZM193 224V223H192ZM216 224H218V223H216ZM216 224H215V227H216ZM241 224V225H242ZM248 224H249V222H248ZM248 224H246V225H248ZM41 225L39 224L38 226L40 227L39 229H35V227H36V225H35V227L33 228V229H35L36 231H40V229H43L42 227H41ZM55 225V224H54ZM79 225V226H80ZM85 225H83L84 227H85ZM116 225V224H115ZM114 225V226H115ZM117 225H118V223H117ZM147 225H149V227L151 226V222L149 221V224L147 223ZM185 226L186 228H184L183 226ZM213 225V224H212ZM220 225H226V224H220ZM228 225V224H227ZM237 225L238 224H236V226H233V227H236V229L238 230V228H237ZM12 226V227H11ZM20 226H22L20 229H18ZM25 226H27V225H25ZM63 226V225H62ZM69 226V225H68ZM74 226V225H73ZM73 226H71V228L73 229ZM93 226L89 229V230H92V228H93ZM96 226V225H95ZM94 226V227H95ZM109 226V225H108ZM131 226L133 227V228H131ZM193 226V225H192ZM240 226V224L238 225V227ZM55 227V226H54ZM57 227V226H56ZM112 227H113V225H112ZM120 227V226H119ZM118 227V228H119ZM211 227V226H210ZM214 227V226H213ZM226 228H228L229 226H225ZM224 227V228H225ZM232 226H230L228 229L229 230H232V231H234L233 229H230ZM245 227V226H244ZM250 227H252V225H250ZM6 228H7V226H6ZM96 228V227H95ZM116 228V227H115ZM118 228H117V230H118ZM140 228V227H139ZM239 228H241V227H239ZM248 228V227H247ZM0 229H1V227H0ZM18 229V230H17ZM46 229H44V231H46ZM59 229V228H58ZM57 229V230H58ZM68 229V228H67ZM67 229H66V231H67ZM71 229V230H72ZM84 228H82V232H83V235H84V232L86 231V229H85V231L83 230ZM97 229V228H96ZM96 229H93L94 231L96 230ZM114 229V228H113ZM132 229V230H131ZM152 229V228H151ZM203 229V230H202ZM213 229V228H212ZM215 229H217V228H215ZM220 229V232L222 231V229L221 228H218L217 229V231ZM235 229V230H236ZM22 230V229H21ZM29 230V229H28ZM56 230V229H55ZM116 230V229H115ZM114 230V231H115ZM116 230V231H117ZM120 230V231H121ZM245 231L246 229L244 228V229H242V231ZM249 230V229H248ZM2 231H4V232H2ZM5 231L6 232H8V233H5ZM34 231V230H33ZM35 231V232H36ZM48 231V230H47ZM51 231V230H50ZM60 231V230H59ZM68 231H69V229H68ZM67 231V232H68ZM74 231H75V227H74ZM74 231H71L70 233H68L67 234V236L69 235V237H68V243H70V241H72V239L74 240L75 238H76V236L75 235H73L75 232ZM80 231V230H79ZM92 232V231H90V236L91 235H93V236H91L92 238L91 239H89L90 238V236H88V237H86L87 238V240H89L88 241V243L92 240V243L90 242V245L89 246H92V245H94V246H92V247H94L93 248V250H96V254H95V252L92 250V248H89L91 251V253L90 254H95V255H97V258H96V256L95 257H93L92 259H90V255H89V259L87 258V263H90L91 264V262L90 261H92V260H94V264H97L98 263V261L99 260H104V259H102V256H101V253H103V251H102V249L104 248V246L103 245H105V243H103V239H102V242H100V238L98 237V235H94L93 233H96L97 231H95V232ZM108 231V230H107ZM119 231V232H120ZM124 231V232H125ZM203 231V232H204ZM211 231V230H210ZM216 231V230H215ZM223 231H225V229H223ZM26 232V231H25ZM31 232L32 231H30V234H31ZM53 232V231H52ZM66 232V233H67ZM123 232V233H124ZM130 232V233H131ZM138 232V231H137ZM230 233H228V230H226V233H228L227 235H228V237L229 236H231L232 237V234L233 233H231V231H229ZM239 232V231H238ZM237 231H235L234 233H238ZM241 232V231H240ZM21 235H22V237H24L23 236V233H24V231L22 232L21 231ZM46 233V232H45ZM48 233V232H47ZM56 233V232H55ZM61 233V232H60ZM59 233V234H60ZM71 233H73V234H71ZM77 233V232H76ZM88 233H89V231H88ZM121 233V232H120ZM122 233V234H123ZM130 233H129V235H130ZM142 233V232H141ZM158 233V232H157ZM205 233H206V231H205ZM208 233H209V231H208ZM218 233H219V231H218ZM247 233V232H246ZM250 233V232H249ZM25 234V233H24ZM27 234V233H26ZM51 234V233H50ZM57 234V233H56ZM64 234V233H63ZM122 234H120V235H122ZM124 234H126V233H124ZM154 234V233H153ZM192 235V238L194 237V239H190L189 237H187L186 238V235ZM210 234V233H209ZM215 234V235H214ZM35 235H36V233H35ZM71 235H72V237H71ZM82 235V236H83ZM137 235V234H136ZM136 235H131L130 237V240L131 241H133V242H131L130 244H131V248H133L134 249V251L135 250H138L137 248H139V247H141L140 245L142 244V242H140V239H138L139 240V242H138V240L136 239ZM158 235H160V234H158ZM158 235H156V236H158ZM203 235H204V233H203ZM223 235H225L224 234V232H223ZM241 235H242V233H241ZM245 235V234H244ZM9 236L7 237V236H5V237H7V238H9ZM14 236V237H15ZM31 236V235H30ZM38 236V235H37ZM45 237V236H47V237H49L48 236V234H44V235H41V237ZM66 236V235H65ZM74 236H75V238H74ZM78 236H80V235H78V233H77V239L78 240H76V241H79V238H78ZM87 236V235H86ZM102 236V235H101ZM153 236H155V235H153ZM220 236V238H218ZM235 237H236V235H234ZM13 237V238H14ZM26 237V236H25ZM24 237V240H26L27 238H25ZM72 239H71V238ZM96 237H98V238H96ZM125 237V236H124ZM128 237V236H127ZM242 237H244V236H242ZM0 238H2V237H0ZM37 238H39V236L37 237ZM53 238V237H52ZM122 238V237H121ZM205 238V239H204ZM207 238V239H206ZM214 238V239H213ZM218 238V239H217ZM222 238H223V240H222ZM15 239V238H14ZM18 239H15V240H17L18 241ZM31 239V238H30ZM29 239V240H30ZM34 239V238H33ZM36 239V238H35ZM34 239V240H35ZM45 239V238H44ZM58 239H61V238H57L56 240H54L55 242H58ZM123 239V238H122ZM126 239V238H125ZM213 239V240H212ZM236 240H237V238H235ZM244 239V238H243ZM4 240V239H3ZM7 239H5V241H6ZM20 240V239H19ZM42 240V239H41ZM40 240V241H41ZM46 240V239H45ZM50 240V239H49ZM48 239H47V241H49ZM62 240V239H61ZM70 240V241H69ZM111 240V239H110ZM232 240H233V238H232ZM231 240V241H232ZM236 240H234V242L236 241ZM240 240V239H239ZM5 241H3V242H5ZM27 241V240H26ZM37 241H39V240H37ZM36 241V242H37ZM60 241V240H59ZM64 241V239L61 241V242H63ZM65 241V242H66ZM86 241V240H85ZM94 241V242H93ZM137 241V242H136ZM160 240H159V237H158V242H159ZM20 245L21 244H23L21 247H22V250L24 249V251H22L21 249V252H22V254H26L28 251H30L29 249L28 250H26L27 248H26V246L25 245H28V244H25V241H21L20 240ZM64 242V243H65ZM83 242V241H82ZM82 242H80V243H82ZM175 242H177V244H175ZM240 242V241H239ZM242 242V241H241ZM240 242V243H241ZM32 243V242H31ZM35 243V242H34ZM49 243H51V242H49ZM79 243V242H78ZM86 243V245H87V242H85ZM101 243H103V245L101 244ZM128 243V242H127ZM126 243V244H127ZM139 243H141V244H139ZM160 243V242H159ZM19 244V243H18ZM52 244V243H51ZM83 244V243H82ZM138 244V245H137ZM233 244V243H232ZM231 244V245H232ZM30 245V244H29ZM28 245V246H29ZM230 245V246H231ZM237 245H240V244H237ZM1 246V245H0ZM44 246V245H43ZM70 246H72V245H70ZM85 246V245H84ZM83 246V247H84ZM129 246V245H128ZM136 246H137V248H136ZM145 246V245H144ZM153 246H155V245H153ZM160 246V245H159ZM159 246H158V248H159ZM25 247V248H24ZM67 246H65L64 245V248L63 249H65ZM130 247V246H129ZM240 247V246H239ZM4 248V247H3ZM28 248H30V246L28 247ZM58 248V247H57ZM70 248V247H69ZM68 248V249H69ZM72 248H75L74 246H72ZM77 248V247H76ZM87 248V247H86ZM136 248V249H135ZM230 248H232V247H230ZM229 247H228V250L230 249ZM39 249H41L40 248V245H39ZM48 249H49V247H48ZM54 249H55V246H54ZM59 249V248H58ZM82 249V248H81ZM100 249H101V253H100ZM124 249V248H123ZM128 249H130V248H128ZM127 249V250H128ZM133 249H131V250H133ZM140 249V248H139ZM224 249H225V247H224ZM223 249V250H224ZM227 249V248H226ZM225 249V250H226ZM235 249H237V247L236 248H233V249H231V250H229V252L230 251H232V250H235ZM57 250V249H56ZM223 250H221V251H223ZM227 250V251H228ZM27 251V252H26ZM55 251V250H54ZM64 252V251H66V250H61L60 252ZM69 251V250H68ZM77 251V250H76ZM76 251L74 252V253H76ZM79 251H80V248H79ZM108 251V250H107ZM134 251H131L132 253L134 252ZM141 251V250H140ZM26 252V253H25ZM57 252H59V251H57ZM62 252V253H63ZM81 252H83V249L81 250ZM105 252V251H104ZM136 252V251H135ZM134 252V253H135ZM68 253L69 252H67V253H65L66 255H68ZM85 252H83V254H84ZM89 253V252H88ZM87 253V254H88ZM99 253H100V255H99ZM132 253H130L133 257L134 256H136L137 254H139V250L133 255ZM141 253V252H140ZM28 254V253H27ZM31 254V253H30ZM30 254H28V256L30 255ZM44 255H45V253H43ZM82 254V253H81ZM129 254V255H130ZM225 254V253H224ZM4 255V254H3ZM58 255V254H57ZM59 255H61V254H59ZM79 255V254H78ZM98 255L99 256H101V259H98ZM105 255V254H104ZM128 255V256H129ZM226 255V254H225ZM55 256V255H54ZM74 256V255H73ZM77 256V255H76ZM83 256V255H82ZM82 256H80L81 257V259H83V258H85V257H83L82 258ZM85 256V255H84ZM141 256V255H140ZM223 255H221V257H222ZM25 257H27V255H25ZM35 257V256H34ZM34 257H32V258H34ZM61 258L63 257V256H60ZM69 257V256H68ZM24 258V257H23ZM29 258V257H28ZM59 258V257H58ZM60 258V259H61ZM145 258V257H144ZM16 259V258H15ZM18 259V258H17ZM64 259H66V256L64 257ZM79 260V262H80V264H81V261H83V260ZM98 260V261H96V260ZM217 259H219V257L217 258ZM217 259H215V261H216V264H217V262H219L220 261V259H219V261H217ZM1 260V259H0ZM22 259H19V261L18 262H21L22 263V261L24 260H22ZM69 260V259H68ZM72 261H68V262H66V263H71L72 262V264L74 263L75 264V262H78V260H77V258H76V260L77 261H75L74 259H71ZM85 260V259H84ZM88 260H90V261H88ZM135 260V259H134ZM16 261V260H15ZM61 261V260H60ZM73 261H75V262H73ZM95 261H96V263H95ZM109 261V260H108ZM224 261V260H223ZM84 262V261H83ZM82 262V263H83ZM125 262V261H124ZM142 262V261H141ZM140 262V263H141ZM209 262V261H208ZM10 263L12 264V263H15L14 262V260L11 262L10 261ZM86 263V264H87ZM93 263V262H92ZM102 263V262H101ZM136 263H138V262H136ZM213 263V262H212ZM215 263V262H214ZM16 264H17V262H16ZM23 264H24V262H23ZM26 264H27V262H26ZM30 264H31V262H30ZM33 264V263H32ZM78 264V263H77ZM99 264V263H98Z\"/></svg>",
  "mask_w": 264,
  "mask_h": 264
}]
</instances>
